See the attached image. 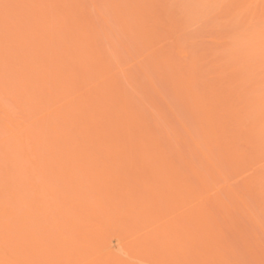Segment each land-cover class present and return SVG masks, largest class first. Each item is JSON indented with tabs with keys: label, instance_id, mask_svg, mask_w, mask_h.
Segmentation results:
<instances>
[{
	"label": "bare ground",
	"instance_id": "bare-ground-1",
	"mask_svg": "<svg viewBox=\"0 0 264 264\" xmlns=\"http://www.w3.org/2000/svg\"><path fill=\"white\" fill-rule=\"evenodd\" d=\"M118 1L120 3L122 0L121 1L120 0H116V1L114 0L115 3L119 4ZM141 1L142 0L127 1V2H131V3H128V4H133L134 5L133 2H135V6L136 5L139 6V7L136 6L139 10H137V8L135 6H133V5L128 6L129 10H127V13L131 12L130 9H132L134 11V12H132V14L135 13V12L140 11L141 9H144V11H141L143 16L139 15V16L133 17L134 19L137 18V19H135L136 21L138 20L137 22L135 20H132V19H131L132 21H130V19L128 21L124 20L125 22L129 23V24L126 23V24H128V26L126 25V27H127L126 31L124 29H122V33H123V30L125 31L123 33L124 35H122V36L126 37V41H124L123 39L119 40V41L122 42V46H123L122 48H124V46H126V45H127L128 49L130 48L129 50H131V53L128 52L129 50L126 47H125L126 49L124 48L125 49L124 51L127 52V54L125 53L126 55H128V53H129L130 55H128V56L131 57V58L136 53L139 52V49L141 50V48H145V46H147V47H149V45L151 46V44H153V42L155 40H157V38L160 36V34H158L159 36H157V31L155 29H153L152 27H151V29L156 31L155 34L150 33L149 31L141 30V26H143L142 23L145 24V25H148L143 20H144V14L147 13V12L149 13V11L146 10V8L148 7L147 6L148 3L146 4L145 0H143V2H141ZM210 1L214 2L216 0H210ZM210 1H209V4H211ZM111 2L113 3V0ZM111 2L107 0V4H109L108 5L109 7L106 5V9L110 8L109 9V11H110L112 9V7H113L114 9L116 8V11H117L118 10L117 8H119V10L117 12L119 13L120 11H122V15H120V13L118 15L123 16L122 18H125L126 17L125 13L123 15L124 10H122V8H120V7L124 6V7L127 8V5H124V4H127V2H125V0H124L123 2H121L119 4V6L114 3L115 7L114 6H110ZM222 2L223 1L220 0V5L221 4H222V6L224 5L223 8L225 7L226 13L229 12V14L233 18H234V16L236 17L237 14H240L239 12H241V14L244 13L245 15L243 14V17H245V18H243V17L242 18H243V20L244 19L245 20L243 21V23L248 20V19H246V17H248L250 19V21H248L249 23L252 22L253 19L256 20V21L262 19L261 17H262L263 11L261 9L258 10L256 2H253V1H249L248 2L247 0H233V3L230 0V2H226L224 4ZM122 3H123V5H122ZM136 3H138V4H136ZM227 3H228V5H227ZM229 3H231V7H229V5H230ZM250 3H254V7H252L250 5ZM67 4H68V2H67ZM73 4H74V0H73ZM75 4H76V2H75ZM207 4H208V2H207ZM85 5H87V4H85ZM95 5H96V3H95ZM67 6H65V7H67ZM77 6L80 7L79 5H77ZM132 6L135 7V9L137 11L135 9H133ZM142 6L144 8H142ZM151 6L149 7V9L151 8L150 9L151 11H155V10H152V9H154L155 6L153 4ZM222 6L220 8H222ZM69 7H71V6H69ZM228 7H229V11H228ZM84 8H86V7H84ZM232 8H233V12L235 11V13H237V11H238V13L237 14H233L232 13ZM66 9H64V10H66ZM91 9H92V6H91ZM114 9H112V10H114ZM236 9H238V10L236 11ZM70 10H71V8H70ZM92 10H94V9H92ZM95 11H96V13H98V11H99V13H98V16H99V14L101 13L100 10L96 9ZM70 12H71L70 13V15H71L73 11L71 10ZM84 12L85 11L81 12V13H83V14H81V16L84 15L82 17L83 18L86 17V18H84V22L88 23V24H86L87 25L86 26L85 24H83L84 22L81 21V23L83 22L81 26L84 25V26H86L88 28L89 27L91 29L93 28L91 31L93 33L95 32L94 35H93L94 37L91 36L90 39H94V42L97 40V44L96 43L95 44L98 47L94 46L95 44H91V42H88L87 36H85V38H87L86 42H88V43H85V42L84 43L88 44L89 46L88 45H86V47L84 45L81 46V43L84 40H86V39H84L81 43H79L80 40L84 38L83 37L84 34H82V33H85V32H82V29H84V28L81 27L80 25H79L80 28H78V29H81V28L82 29L81 30L76 29V33H77V31L78 32H80V31L82 32L81 33L82 36L79 37L80 40L78 41V39H77L78 37L75 38L74 34H76V33H74V34L72 33V32H75L74 28L70 27L72 29L71 31L69 30L72 34H68V36H71L70 38H72L70 42H73V39L75 38L76 39L75 41L76 42L78 41V43H75V44H79L81 46V48L85 47L84 49H86V48L89 47L85 51L86 52L89 51V52H91V54H88L89 52L86 54V52H84V50L82 49L83 52L85 53L84 55H85V57L87 59L90 57V58H94L96 61L98 59V60H100L102 62V60L104 59V56L106 55L105 54L106 52L103 51L104 49H102V47L99 46L100 45V43L98 42L99 40L95 36H97L98 34L100 36L103 35V33H106V30H103V29L100 28V32H98L99 30L95 31L97 29L95 27H100V25L97 26L98 25L97 24L96 26L92 27V21H94V20H92L91 17H89V15L91 13L90 12L84 13ZM92 13H93V11H92ZM111 13L115 14V11L114 12L112 11ZM128 14H130V13H128ZM153 15H152L153 19H152L150 14H148L147 16L151 17V19L154 22V27H155V25H158L160 23V21H159L158 18H156V16H158L157 14L155 15V13H153ZM128 17H129V15H128ZM115 18H117V17H115ZM122 18H120V19H122ZM85 19H86V21H85ZM103 19H105V17ZM125 19H127V17ZM139 19H141V22H139ZM99 20H100V18H99ZM122 20H121V22H122L121 24H124V21H122ZM155 20L156 21L158 20L157 24H155L156 23ZM241 20L242 19L240 17V21ZM97 22H99V21L97 20ZM130 22L132 23L131 25H133V26H135L138 23H140V24H138L140 26H138V25L135 26V27H138V29L140 28V30L136 29L135 31L140 33L141 36H142V37H137L136 38L137 41L136 40H132L133 38H131V41L127 40V38L133 37V34H129L130 32L128 33V30L131 27L130 26ZM77 23H76V25H77ZM89 23H91L90 26H89ZM65 25L67 26L66 22L64 23V26L62 25L63 28L65 27ZM149 25L152 26L151 24H149ZM105 26L102 27V28H105ZM133 26L131 28H133ZM117 27H120L119 29H121L123 26L117 24ZM101 30H103L104 32H102ZM263 31H261V30L259 31V33L261 32L262 34H259L257 32L258 35H259V38L260 37H262V38L264 37L263 36V34H264ZM97 32H98V34H97ZM126 33L129 35V37H127L128 35ZM254 37L255 36H253V38ZM61 38H62V35H61ZM108 39L110 40V38H108ZM144 39H146V42H145ZM254 40H253L252 44L254 43ZM261 40H262V43H261ZM141 41H143L142 42L143 45H142ZM257 42L260 43V44H258ZM24 43H26V42H24ZM84 43H82V44H84ZM98 43H99V45H98ZM136 43H137V45H136ZM71 44H73L72 45L73 47L76 46V48H80V46L78 47L77 45L74 44V42L71 43ZM90 44L92 45V47L90 46ZM130 44H131V47L128 46ZM240 44L243 45L244 43L242 42ZM59 45H61V44H59ZM110 45H111V43H110ZM132 45L134 46V48L132 47ZM179 45H177V47ZM242 45H239V47L242 46ZM254 45L257 46V47L254 46V48L256 47V48H258V50L256 48L254 49L253 46H252V48L254 49L253 51L251 50L252 52H255L256 50H257L256 52H259V51L262 52V49L264 51V47H262V48L259 47L261 45H264V38L263 39L260 38L257 41H255ZM67 46H68V48H70L69 51L74 50L73 47L71 48V45L69 46L67 44ZM179 47H178L179 49L178 48H176V49H178V51L181 54V56L188 57L186 52L183 49H181L182 47L181 46H179ZM76 48L73 51V55H76V52H78V51L82 52L81 49L80 50L78 49V51H76ZM136 48H137V50H135ZM249 48H251V46ZM89 49H91L93 52L91 50H89ZM56 50H57V52H59L61 49L59 48V49H56ZM133 50H135V51H133ZM155 50H157V48L153 49L152 51H155ZM239 50L241 52V48ZM132 51L135 54H133ZM163 51L162 52L160 51L158 54L154 53L155 54L154 57H156L155 60L153 59L154 57L152 58V60L155 63V67L154 68H157L156 65L159 66L161 61H166V60L169 62V64H171V66L163 64L162 67L159 68V71L157 70L158 72H160L161 71L160 69H163V67H164L166 70L163 69L162 71H163V73L165 72L163 74V75H165V77H163V75L160 76V73H158L155 70L154 71H155L156 75L158 74L159 78L163 77L165 79L166 77H168L166 79L167 81L171 79L169 77H172V79H173V77H176L175 81H172V83L170 82L169 84L172 85V86H170L172 88V90H174V91L177 90L178 91V93H177V91L176 92L173 91L174 95L176 94V96H179V98L176 97L177 99H180V98L183 99L184 97H187V96H190V95L193 97L192 100L195 99L193 101L192 100H188V101L187 100H183V104L185 103L184 104L185 106H186V104L191 106L190 109L187 106L185 107L186 110L188 109L187 110V114H188V112H190V114H193L195 119L198 117L201 126H198L197 128H199V129L202 128L201 131L203 132L202 134L196 132V130H195L196 127L195 126H193L194 128H192L191 126H188L189 129H187V128L185 129L183 127L185 125H182L183 130L184 131L187 130V131H185L186 136H188L187 132H189V131L192 132V130H194L193 133L195 134V136H194V134L191 133L192 137L198 138L199 137L198 134H200V138H201L202 141L199 140V138L198 139H196V138L193 139V142H194L196 147L192 146L193 142H191V140L189 141V138H187L188 139V141H187V139L184 138L185 136L182 137L183 133H181L178 130V128H176V127H178V125L176 123H174V124H176V127L173 128V130L175 129L174 132L177 131V132H179V134L177 136L176 132L175 133L173 132L175 134V136H173V133H172V136L176 137V139H174V140L177 143L180 142L181 139H183V140H181L180 143H178V145H180L181 143L184 144V146L183 145H181V146H183V148L185 147L184 148L185 151L187 150V144H188V148L190 147L192 150H193L192 147H194L195 150L194 151L190 150V154L192 153L195 158L197 156L198 160H200V158L203 159L202 161L205 160V162H206V164L204 163L205 167H202L204 165L199 166L200 164H202L201 161L200 162L197 161L200 164L196 165L197 162H195V161L197 159L192 157V159H193L192 160L191 157H189L190 154H189V156L185 155L186 152H188L189 150L186 151V152H183L184 149H183V151H181L182 150L181 146L179 147L175 141L174 142L176 144L175 145L176 148L174 147V144H173L174 142L172 143L170 141L171 138H170V140H168L169 139L168 135H170V134L165 132V130H168L167 129L168 127L172 128V125H170V126L168 125L169 122L167 124L168 127L165 129V127L163 125H162L163 127L162 126H158V124L161 125V123L158 122V121H161V120H159L158 118L155 119V116H152V117L150 116L149 117V115H148V116L144 117L145 116L144 115V110L146 109L145 108L146 106H143L144 108H142L141 107L142 106L141 105L142 104L141 101L144 103L145 102L144 101L145 98L146 99H148V98L150 99L151 98V100L148 101V104H151V102H153V104L151 106L153 109L155 107L154 106L155 103H156V106H160L159 103L157 105L156 99H152V98H154L153 94L151 96V93H149V92L145 93L143 91V94L145 93L144 96L142 94L143 100L141 99V97H138L139 99H141V101H138L139 99L136 102H135V100H133L132 101L133 103H132L131 101H129V98H132V96L130 97L129 95H126L125 87H123L124 83H123L122 80L121 81L119 80V77L117 78V77L114 76L115 77V82H114V84H112L113 81H114L113 80L114 77L112 76L113 73L110 74V69H108L106 67L107 65H103L102 66V65H100L101 62L97 61L96 64L92 65V66H94V69H93V67L91 68V66H87V64H86V66L90 68L89 69L90 70V72H89L90 74L88 75L87 74L88 73V68L85 67L84 69H87V70H84L83 69V65L81 63L80 64L81 67H79L80 70L83 69L84 70L83 72H87L86 74H87V76L90 79H92L93 77H97V78L101 77V78L93 86H90V88L88 89L89 91L87 90V87H85L86 89L83 88L85 90H81L80 91L81 92L80 95H82L84 91H86V93L89 94V95L86 96V93H84V98H81V96L80 95L78 96V94H77L76 98H75V96H73L71 100L67 99V101H69V102L65 101L66 103L65 102H63V104L61 103V107H60V105H58L56 108H54V109H52L50 111V115L49 116H51V117L56 116V117L55 118L53 117V119H51V117H49V119L51 120L50 121L51 122L50 123V126H51L50 129L52 128L50 131H51V133H53V135L51 133L49 135V133H48V137L51 136L49 138H50V140L52 142L53 141L55 142V140L58 139V141L61 142V146L59 145L60 142L57 144V140H56L55 144H57L56 145L57 147L56 146H54V147L58 148L60 146V148L62 149L61 152H60V150H59L60 148H59L58 149V153H57V150L55 148H53V146L51 148V150L54 149V151H53L54 153H57L59 155V158H57V159L53 158V160L55 159V162H57V164L55 162H52V159H51L52 156H54V155L56 156V154H54V153L51 154V152H49V150H50L49 148L51 147L50 146L51 144L47 145L49 150L44 148V146L47 147L46 146V142L45 143L44 142L43 143L40 142V144H43L44 146L40 145V144L38 145L39 142H36L37 144L36 143L33 144V142H35V140L37 141V139H35V138H38L37 135L28 132L29 134H32L31 135L32 137H30V140H29V136H28L29 134L28 133H26L28 135L25 134V132L27 130L24 131V128H20L21 125H20V123H16V121H17L16 119H15L16 121H14V122L12 121V123L13 124L16 123L17 125H13V124H11V125L14 126V127L17 126L18 129L14 130L15 128L13 127L12 131L9 130L8 128L10 126H5L6 122H7L6 119L4 120L2 118V116L0 115V118H2L1 120L5 121V123H4V121L0 120V122L2 123L1 125H4V127H3V129L1 131L5 132L4 130L7 131V129H8L7 133H9V131H11L9 134H7L5 132V134H7V136L4 133L2 134L0 132V135L1 134L5 135L4 137H2V135L0 136V137L4 138L3 140H1L2 138H0V142H2V144H3V145L0 144V147L2 146L4 148V150H3L2 147L0 148L1 149L0 151L2 152V153L0 152V155H1L0 156V165H1V161L3 159L6 160L7 157H12L13 156L12 160H16V162L13 161L15 163V165L17 166L16 167L14 165V167L16 168V171H18L19 167L21 166L20 171H18L19 173H16L17 176L15 175L16 171H15L14 167H13L14 168V173L12 172V174H13L12 178L15 179V176H16V179L14 180L15 181L14 184H15V187L18 186L17 188H14V186H13L14 185L12 183L13 179L11 181V171H12L13 168H11L9 174L7 173L8 175H10V177L6 174V170L9 169V167L7 168L6 166L8 165V166L12 167L11 164L9 165V163H10L9 161H10L11 158H8L9 160H6L7 163L6 162L5 163L7 165L4 164V162L2 161V163L6 167V170H4L5 172H3V168H2L3 164L0 166V168L2 169V171H0V174H1V172L4 173V174H2L0 176V178H1L0 182L2 180V182H1L2 184H6L8 182L9 183L7 185L10 184V186H9L10 188L8 189L6 186H4V185H2L0 183L1 187L4 186V187H6L8 189V190H6V188H3L4 189L3 190L2 188H0V264H214V263L215 264H237L236 258H234V256H233L234 253L236 252L235 251L236 249H235L234 245L231 247L230 242L227 241L228 242L227 244H229V246L231 248H233V250L231 249L232 250L231 253H233V251H234L233 255H230L231 253L229 254L230 257L233 256L232 259H229L230 261L232 260L231 261L232 263L229 260L225 261V259L223 257V254H222L223 250H224V247H225L224 246L225 245V241L226 240H231L230 236H229L230 233H232L233 230H234V232L235 231H239L240 228H241V230L237 234L241 235V232H242L241 238L243 239V237L245 238V235H246V234L245 235H243V234L247 232L245 230H247V227H248V232L251 233L252 236L257 238L256 237L257 233L253 232V231L251 232V229L253 230L252 227H254V225H255V223H254V225L252 226V223H253L252 219L254 220V218H255L253 216L256 213H258V212H254V211H256L254 209L255 207H253V208L251 207L252 204H251L250 201H247V198H246L247 196L245 194L246 192H248L250 190V188H249V190L246 189L245 193L243 192L242 194H239L240 192H242V191H240V190H242L241 187L240 188H238V187L234 188L233 186H235V185L233 183H231V185H233V186H231L230 185L231 181L228 180L230 171L232 172L233 170L228 169L229 168L228 166L224 167V169H223V166H226L227 162H228V164L236 162L235 164L233 163V165L231 164L236 170L237 164L241 163L239 165L241 167L242 162L244 160L246 161L248 159V161H250L249 157H252V154L251 155L248 154L249 152H247V151H249L250 149H247V148H250L249 146H251V149H252V147H257V146L256 145L253 146V145H251L250 142H248V141H250L253 138V137L252 138L249 137V135L251 136V134L253 135V133H251V134H249V133L252 132L253 129H255L254 126L256 124L255 125L253 124L254 126L252 125V123L250 124V125H252L251 128H253V129L248 131L249 133H248V135L246 134L247 136L243 134L244 137L246 136V137L250 138L248 140V138L245 137L247 139L246 140L247 142H246V141H244L245 138L244 139H243V137L241 138V136L238 133V132H242L243 130H244L243 132L245 133V129L244 128L246 127L245 126L246 124L244 123L245 125L244 124L240 125L239 123L241 121H242L241 123H243V121L248 122V120L250 118L249 112L251 111L250 110L248 112V109H251V108H249L250 105H248V103H251V101H252V103L255 102L254 104L258 105V103H260L259 101H261V99H260L261 95L263 96L264 93L263 94L262 93L257 94V95H260V94L261 95L260 96H256V98L253 96L254 97L253 100H255L254 102H253V100L251 98H250V102H248L249 100L247 99V97H248L247 96L245 98L246 100L244 101L245 102L244 103V102H242L240 100L241 99V97H240V99H238V100L241 101L242 103L240 102V104H238V105L236 104V106H235V103H238V100L235 99V101H237V102H235V103L232 102V101H234V99H232L231 96L232 95H236V98L237 97L239 98V96H243V95H239V93H240L239 91H238V95H237V90L238 89L239 90L242 89V92L246 91V90L250 91V89L245 88L246 84H245V86L241 85L243 88L238 87V85L240 86V83H239L240 79L238 77L234 78L235 77L234 74L231 73L234 69L230 70L231 72L229 73V77L228 76H222L221 70H224L223 67L225 65H223V66H222V64L218 65L216 62H215L216 64L213 63L212 64L213 66L217 65L216 66V69H218L217 70V74H219V75L221 74L222 77L217 75L216 78H219V77L220 78L218 80L216 79L215 81L214 80L212 81V80L205 79V81L203 80L204 84L202 83L203 84V88L202 87L199 88V87H197V83L195 84L194 82L197 80V79L195 80V78H197V76H201V75H198L199 72L200 73L204 72L203 70L199 71V70L196 69V68H200V69L204 68V67L203 68L201 67V65L203 64V62L201 61L202 59L201 60H200V58L196 59L197 56L196 57L193 56V60H191L192 59V57H191V59L189 61V62H192V63L187 62V65H186V63H184L185 64L184 65V64L179 63V62H178L179 63L178 64V63H176V61L173 63V61H174V60H172L173 58H171V59L168 58V56L172 57L170 55L169 51L168 52H167V50H165L164 52ZM116 52H118V51H116ZM36 53H38V52H36ZM93 53H95V55ZM149 53H151V52H149ZM167 53H169V54H167ZM250 54H251V52H250ZM262 54L264 55L263 52H262ZM9 55H10V53H9ZM61 55H62V53H61ZM87 55H89V56L87 57ZM116 55L118 56V54H116ZM131 55H133V56H131ZM202 55L203 54L200 55L201 58H203V56H204V58L207 56V55H203V56ZM251 55H253V54H251ZM255 55H256V53H255ZM38 56H40V54ZM62 56H64V55H62ZM65 56H67V55H65ZM117 56H115V57H117ZM160 56H161V59H163V60L159 59ZM236 56L238 57V55H236ZM80 57L81 56H79V58ZM194 57H195L196 60L200 61L199 63H201V62L202 63L198 64V61H195ZM257 57H256V59H257ZM35 58H37V56ZM50 58H49V60H50ZM77 58L78 57H76L75 59H77ZM105 58L109 59L106 56H105ZM263 58H264V56H263ZM69 59L67 60L68 62H69ZM84 59L85 58H83L82 60H84ZM106 59L103 60V62H106ZM112 59L113 58H111V60ZM156 60L159 61V64H157V62H155ZM26 61L28 62V60H26ZM26 61H24L25 62L24 64H21V66H22V70L21 71L22 72L20 71V76L22 74H24V72L27 71L26 72L27 76L29 74V75H33V77H34V75L36 74V73L34 74V71H31V72H33V74H30V72H29L30 70H28V69L25 70L24 66L27 63ZM34 61H35V59H34ZM34 61H33V63L36 64ZM36 61H37V59H36ZM84 61H87V60H84ZM253 61H254V63H256L254 59H253ZM48 62L50 63L51 60L48 61ZM88 62H90V60H88ZM98 62H100V63H98ZM118 62H117V64H118ZM171 62L174 64L173 67H172L173 64ZM259 62H261V61H259ZM29 63H31V61ZM29 63H27V64H29ZM64 63H65V61L63 62V65L66 66L67 64H64ZM107 63H108V61H107ZM111 63L108 64V65H111ZM113 63H115V61ZM262 63L264 64V61ZM262 63H260V66L263 65ZM45 64H46V62H45ZM71 64H74V63H71ZM76 64H74L73 67L75 66V68H76L77 66H79V64H77V66H76ZM135 64H137V63H135ZM175 64H177V65H175ZM257 64H258V62H257ZM30 65H32V64H30ZM30 65H27V66H30ZM47 65L49 67V64H47ZM63 65L61 64L60 67L62 68V71L64 73V70H63L64 67H62ZM96 65H97V67H99L98 70H100L101 73L100 72H98V73L96 72V70H95V68L97 69V67H95ZM139 65H141L142 67L145 68V70H144V68L141 69V66L138 67V68H140V70H142L143 74L145 73V71L147 73V69L146 68H147L148 63L145 64V65H143V64H139ZM190 65L193 66L192 69H196L197 70V71L193 70L194 73L199 71L197 73V75L195 74L196 75L195 77H194L193 71H191V68L189 67ZM101 66L103 68H101ZM104 66H105V68H104ZM215 66H214V69H215ZM219 66L220 67L222 66V68L220 69ZM252 66L251 67L249 66L250 69L252 68ZM260 66L258 65V67H259L258 70H260V69L263 70L264 66H262V68H260ZM42 67H44V66H41V68ZM60 67L58 68L59 69V73H58V69H57V73L59 75L62 73ZM73 67H72V70H73ZM170 67L173 68V70ZM228 67H230V66H228ZM228 67L226 66V69H229ZM255 67L258 68L257 65H255ZM49 68L52 69L53 67H49ZM178 68L180 70H178ZM185 68L189 69V70H186ZM23 69H24V72H23ZM54 69H56V68H54ZM54 69H52V70H54ZM174 69L178 72V75H177V72H176V74H175L176 76L175 75L173 76V74L175 73ZM31 70H33V68ZM68 70L67 71L65 70V73L68 72ZM72 70H71V72H72ZM75 70L76 69H74L73 71L75 72ZM80 70H79V72H80ZM167 70H170V72H172L173 74L169 72L170 75L167 76V74H168ZM261 70L258 71L259 74L257 72L254 73V74H258V75L255 76V77H258V81H259L260 76H262V77L264 76V71H261ZM47 71H48L49 75H47L48 74ZM47 71L43 72L41 75H44V76L46 75L48 80H47V78L39 75L41 73V71H40V73L36 74V75H38V77L35 76L34 79H33V77H29L28 76L29 77L28 80H31L30 82H32L33 84H35L34 83L35 82V78L37 80H41L40 77H39V76H41V78L44 79V80L43 81L41 80L42 83L40 81H38V82H40V84H44L45 87H46L47 84L50 85V83L52 82L50 80H54L55 79L53 81V83L51 84L53 86H51V85L47 86L48 88L50 87L49 88L50 90L48 89V91L43 85L40 86L38 84L37 80H36V82H37L36 84H38V87L39 86L40 87L38 88L37 85L36 86H32L33 88L37 87L39 90L42 87H43L42 90H44V88H45V90L47 92L42 91V92L45 93V94L44 93L43 94L46 95L44 98L47 97V94L49 96L48 100H44L43 97H40V99L42 98L41 100H44L46 102H41V100L39 99V96L37 97L38 101H39V105L38 106H40L39 108L37 106L38 102L36 100L32 101V97L31 96H30L31 98L25 100V102H27V100H28V103L30 102V106L31 107H34L36 105L38 111H39V109L41 108L42 105L46 106L47 104H50L51 102L55 101L57 98L63 97L64 94L66 95L67 93H69V92H67V90L69 91L71 89V91H74L75 87H76V90H77L78 87L82 88L83 87L82 85L86 84V81H83L82 79H80L81 83H79V79H78L79 76L75 77L78 81L76 80V81L73 82L72 80H74V79L71 80V78H74V77H72L74 75V73L72 75V73H70V71L68 72V74L70 75V77H69L70 79L67 78V77L63 78V76L61 74L60 76L62 77V79H64V80L66 79L67 82H69L68 80L73 82V83L69 82V83L74 85V87L72 85V87L74 88L73 89V88H71V85L69 83H67V82L65 83V82H63L64 80H60V76L57 73L55 75V73L53 71H51L49 69ZM79 72H77V73H79ZM166 72H167V74H166ZM205 72H208V70H206ZM253 72H255V71H253ZM262 72H263V74H262ZM146 73L144 75H146ZM185 73H188V75H185ZM171 74H172V76H171ZM231 74H232L233 77L231 76ZM52 75H54V76L58 75V79L56 77H52ZM65 75L67 76V73ZM90 75L91 76L93 75V76L90 77ZM0 76H2V75H0ZM183 76H185L186 78L185 77L183 78ZM23 77L25 78V75H23ZM223 77H225L226 79L225 78L223 79ZM262 77L260 79H263ZM16 78H18V77H16ZM21 78H22V76H21ZM21 78L19 77V80ZM51 78H54V79H51ZM150 78L153 79V77H149L148 78L149 79V84L153 85V86H151V88L154 90L153 92H155L157 95L160 94L158 92V89L156 87H154L155 86L153 84L154 80L150 81L151 80ZM193 78H194L195 81L193 80ZM229 78H231V79H229ZM233 78L235 80L237 79L236 82L234 81L236 83V85L239 83L236 86V87H238V89H236L235 86H233V90L235 88L234 91L232 90L231 87L229 88L227 86V85L230 84V82H233L232 81ZM246 78H247V76H246ZM1 79H2V77H1ZM25 79H26V81H25ZM25 79L21 83V84L24 83V86L23 85L21 86V88L24 87L23 89L28 87L25 84L27 82V78H25ZM45 80H47V81H45ZM117 80H119V81H117ZM219 80L223 81V83L221 81H219ZM226 80H227V83L225 82ZM228 80H230V82ZM241 80L243 81L242 78H241ZM241 80H240V82H242ZM254 80L255 79H252V82ZM55 81H60L61 83H65L66 85L65 84L64 85L67 86V88H70V89L61 88L62 86L59 84L60 82L58 83V82H55ZM110 81H112V83H110ZM181 81H182V83H181ZM203 81H201V82H203ZM209 81H210V83H208ZM211 81L214 83V85H215L216 81H217V83H219V85H220V83L223 84L222 85L223 87H224V85H226L225 86L226 90H227V91H225L226 94H224L225 92H223V94L219 95V90L222 92L223 91L222 90L223 87H220L216 83V85L219 87L217 89H219V90L214 89L217 86L215 85L216 87H214V85H212ZM0 82L2 84H4V81L1 80ZM87 82H88V80H87ZM98 82L100 84L103 83V85L107 83L108 86L105 85L104 87L109 93H110V91H109L110 88L109 87H111V86L114 87V89H113L114 93L111 92L110 94H112L111 96L115 95L117 97L114 100H111L113 97H111L110 95H107L108 93L105 94L107 91H105L104 88L103 89L101 88L99 93H101L102 90L105 91V93L99 94V97L96 94L94 95V92L95 91L98 92V90H99V89L98 90L94 89L95 87L97 88V86H95V85H100V84H97ZM224 82H225V84H224ZM119 83L121 85H119ZM173 83L177 84L176 87L177 88L179 87V88L176 89V87H174ZM183 83H186V85L183 84ZM243 83H246V82H243ZM254 83H256V82H254ZM2 84L0 86V89L2 90L4 88L3 89L4 90L3 93H5V91H6L5 89L6 88L8 89V87H6V88L2 87ZM11 84H15V83L11 82L10 85ZM54 84H55V86H54ZM67 84H69V85H67ZM205 84H210L209 86L208 85H206V86L209 87V88H212V89L209 90V88L204 87ZM247 84H249V83H247ZM259 84H260V82H259ZM30 85H29V87H30ZM56 85L59 86L60 88L57 87ZM195 85H196V87H195ZM4 86H7V85H4ZM14 86L15 85H13V87ZM16 86L18 87V83H17ZM116 86H117V88H116ZM51 87H53V89ZM112 87H111V89H112ZM193 87H195L196 89L193 88ZM246 87H248V86H246ZM251 87H253V85ZM254 87H255V84H254ZM37 88H36V90H37ZM91 88H93V89H91ZM98 88H100V87L98 86ZM121 88H122V90H121ZM197 88H199V89H197ZM205 88H206V90H205ZM244 88H245V90H243ZM260 88H262V87H260ZM54 89L55 90L59 89L58 90L59 92L56 90L57 92L53 91V93H52L51 90H54ZM115 89H117V90L114 91ZM123 89H124V92H123ZM202 89H203V91L205 90L206 93L203 92ZM16 90H18V89H16ZM20 90L22 91V89L19 88V91ZM25 90H27V89H25ZM91 90H93L94 92L92 91V93H91ZM118 90L119 91L121 90V92H119ZM181 90H183L184 93H186V94L182 93ZM197 90L199 91V93L197 92ZM212 90L214 92H212ZM60 91L64 92V94H62ZM231 91H233V93H231ZM251 91L253 93V90H251ZM262 91H263V89H262ZM42 92L40 94H42ZM117 92H118V95H116ZM217 92H218V94H217ZM0 93H1V91H0ZM58 93H59V95H56ZM230 93H231V95H230ZM247 93H248V91H247ZM16 94L20 95L19 93H16ZM27 94L29 95L28 92H27ZM123 94L126 97L123 96ZM204 94H206V95L204 96ZM228 94L230 95L229 97L227 96ZM243 94H245V93L243 92ZM52 95H55L56 99H55V96L53 98H51ZM60 95H63V96H60ZM105 95H107L106 97H108V98L110 96L111 99L110 98H109L110 100L107 99V98L105 99ZM222 95L223 96L226 95L227 97L226 96L223 97ZM195 96H197V97L199 96V98L197 99V98H195ZM249 96L252 97V95H249ZM100 97H102L101 98L102 100L100 99ZM218 97L221 98V99H219ZM232 97L234 98V96H232ZM50 98L53 101H51ZM73 98H75L74 99L75 100V105L74 104L70 105V103H73V102H70V101H74ZM88 98L89 99L93 98L92 100H95L96 104H98L100 102L101 105L100 104H98V105H99V107H101V109L102 108L103 109L99 110V112H98V111H96L97 108H95V110H94V106L91 105L92 107L91 106L89 107L90 110H92V112H91L89 110V108L86 109V106L88 107V105H90V103H86L88 105L85 104V107H83V104L80 105L81 103H83V101L85 102V100H87ZM203 98H204V100H203ZM222 98H223V100H222ZM224 98H226V99L228 98L227 100L225 99L226 102L224 101ZM263 98H264V96H263ZM24 99L25 98H23V101H24ZM76 99L78 100V102L76 101ZM217 99H218V102L220 100H222L225 103H223L221 101L220 104L218 103L219 104L218 105L216 103ZM242 99H244V97ZM14 100H15V98H14ZM107 100L111 101V102L108 103ZM34 101H35V103L37 102V104H34ZM80 101H81V103H79ZM112 101H114V102L112 103ZM184 101H186L187 103L184 102ZM194 101L196 102V104L194 105V107L192 109V106L195 103ZM4 102H5V100H4ZM130 102H131V105H135V107L137 106L136 110L139 109L141 111V109H142V112L139 111L137 113L135 110H133V112H132V110H131L132 108L130 109L131 111H129V108L131 106ZM137 102H138V104H137ZM231 102L234 103V104H232ZM262 102H263V99H262ZM106 103H107V105L111 103V105L114 107V109L111 108V106H109L108 107L109 110H108L106 108ZM78 104L80 105V107L82 106V108H80ZM221 104L224 105V106H222ZM62 105L63 106L66 105L67 107L65 106L66 107L65 108ZM138 105H140L139 108H138ZM144 105H145V103H144ZM24 106H25V104H24ZM45 106H43L42 108H44ZM77 106L79 107L78 109H80L81 111L80 110L76 111L77 110L76 109ZM226 106L235 115H236L235 112L239 111L241 108H245L246 106L247 107L249 106L248 108L246 107L247 110H246V108L244 109V111H243V109L240 110V114L241 113L244 114L243 112L247 111L248 112V116H249L246 120H244L247 115L245 116V118H244V116L239 115L241 117V119L244 118L243 120H241V119L238 120L239 122H238L237 126H240L241 128L238 127V128H236V130L231 128V126L234 128V126L232 124H234L235 116H232L233 114H229V113L225 112V110L228 109ZM258 106L261 107V108H256V109L252 108L253 111L257 110V109L261 110V112H260V110H257L259 112V114L255 113V115L257 117H254V118H256V119L259 118L258 121L262 122L260 120V119H262L260 117V114L262 112L264 114V111H262V110H264V108H263L264 107V102H263V104H261V105L259 104ZM1 107H2V109H4L3 107H5V105L1 106ZM31 107H30V109H29V107H27L29 109V111H30V114H31V111L34 112L36 110V108H35V110H31L32 109ZM70 107L71 108L73 107L72 108L73 110H71ZM221 107L223 108V110H221L222 109ZM237 107L239 109H237ZM251 107H253V106H251ZM6 108H8V107L6 106ZM170 108H171V106H170ZM224 108H225V110H224ZM65 109H67L69 112L67 110H65ZM155 109L157 111V108H155ZM6 110H8V109H6ZM6 110L3 112V114H2L3 116H4V113L6 112ZM58 110H59V112H58ZM0 111H3V110L0 109ZM62 111H63V113H62ZM183 111L185 112V110H183ZM191 111L193 113H191ZM54 112H56V113H54ZM76 112H78V113H76ZM89 112H90V114H89ZM93 112H94V114H93ZM35 113L36 112H34V115H36ZM67 113H69L70 115L68 114L69 115L68 116ZM73 113H75V114H73ZM154 113L155 112H153L151 114H154ZM156 113H158L160 117L162 116V114L160 112V109ZM156 113L154 115H156ZM198 113H199V115L197 116ZM226 113L229 114L230 116L226 117V115H227ZM10 114L11 113H9V111H8L7 115H9L8 119H10V123H11V120H14V118H12L13 116L11 117ZM141 114H143V115H141ZM158 114L156 116H158ZM245 114H247V113H245ZM252 114H253V112H252ZM74 115H76V116L78 115L77 121H75L76 118L72 119L73 118L72 116H74ZM140 115H141L142 119H140ZM163 115H164V113H163ZM105 116H107V118H108L107 120L104 119ZM168 116H167V118H168ZM261 116H263V115H261ZM101 117H103V121H101ZM143 117L146 118L145 120L150 121V122L148 123L146 121L147 123L146 122L143 123L142 122V120L144 121ZM40 118L41 117H38V119H40ZM56 118H60V119L62 118V120L56 121ZM152 118L155 119V121L158 120V121H156L158 124H155L156 122ZM221 118L222 119L225 118V119L222 120ZM230 118H232V119L234 118V119L230 120ZM68 119L70 121H68ZM151 119L154 122L151 121ZM179 119H180V117H179ZM228 119L231 122H228ZM35 120L38 123V120L37 119H35ZM78 120L80 121V123L78 122ZM165 120H166V118H165ZM251 120L254 121L255 119H251ZM18 121H19V119H18ZM48 121L49 120H47L46 124L48 123ZM73 121L76 122V126H79L80 124L82 125V123L85 125V126L84 125L81 126L80 127L81 129H79L77 127H75L76 129L73 128L74 130H76L77 135L81 136V134H82V136H81L82 140L79 139L80 137L77 136V135H76V137H74L75 135L73 134L74 135V136L72 135L73 139L74 138L75 139L70 141L71 140L70 136H65V134L61 135V131L59 132V130H58V127L59 128L63 127L61 125V123H64L63 124L64 126L66 124H67L66 126L70 125V127L72 128V126L75 125V123ZM224 121L225 122L227 121L228 123H224ZM258 121L254 122V123H257ZM56 122H59L61 127H60V125L58 126L59 123H56ZM77 122H78L79 125H77ZM197 122L198 121L196 120V123ZM10 123L9 124L7 123V125H10ZM150 123H151L152 126L150 125ZM170 123H173V122H170ZM262 123L264 124V121ZM262 123L258 124L260 130L258 128L255 130V134L256 135H257L256 132L262 131L261 129H264L263 128L264 125ZM180 124H183V123H180ZM226 124H228V125H226ZM40 125H42V124H40ZM148 125H149L150 128L147 127ZM155 125H157V126H155ZM260 125H263V127H260ZM110 126H113L114 130ZM151 127L153 128V130L151 129ZM156 127H159L158 129H161V130L163 129V131L165 133L164 135H166V133H167V136H163V133L162 134L159 133V134L156 135V133H154L155 132L154 130L156 129ZM1 128L2 127L0 126V129ZM4 128H6V129H4ZM145 128L146 129L149 128L148 129L149 131L147 132V130ZM179 128H181V127H179ZM41 129L44 131L43 128H41ZM73 129H71V130H73ZM230 129H232V131ZM36 130H37V128H36ZM77 130L78 131L80 130L79 132H81V133H79ZM161 130H159V131H161ZM48 131H49V129H48ZM62 131L66 132L67 130L66 131L62 130ZM163 131H161V132H163ZM114 132H116L115 135H114ZM83 133H85V134H83ZM148 133H150L149 134L150 136L147 135ZM54 134H56V135H54ZM180 134H182V136ZM63 135H64V138L62 137ZM83 135H85V136L87 135V137H89V138H87V137H85ZM146 135L149 137L148 141H146V138H145ZM226 135L229 136V137H226ZM256 135H255V137H257ZM34 136H36V137L34 138ZM42 136L44 137L45 135H42ZM160 136L166 138V139L164 138V140H163V142H165V141L167 142V144H166V142L163 143L164 144L163 147H165V148L162 147V145H163L162 143H161L162 145L159 144L160 142H162V138H160ZM5 137L6 138L10 137L12 139V141H10L11 139H9L8 141H10L12 144H9L7 139L5 140ZM48 137H44L45 138L44 141H46V139ZM53 137L56 138V139H54ZM68 137H69V139H68ZM151 137H153L154 139H152ZM189 137H191V136H189ZM49 138H48V141L50 142ZM150 138H151V142L149 141ZM157 138H159L160 140L157 139ZM222 138L224 139V141H222ZM226 138H228V140H226ZM27 139L29 140V143H31L33 141L31 143L32 144L31 146H30L29 143L25 144V143H27L25 141H28ZM52 139H54V140H52ZM85 139L86 140L89 139L88 142ZM238 139H239V141L241 140L243 142L242 145L246 144L248 146L246 148V145H245V149H247V150L244 151L243 146L241 145L242 146L241 147L240 145H238L239 144V142H237ZM258 139H259V137H258ZM38 140L39 141H41V140L43 141V139H38ZM90 140L92 141V143H90V145L88 146L86 143H89ZM156 140H158V141H156ZM79 141H80V143H79ZM93 141H94V143H93ZM251 141H252V143L254 142L253 144H255V142H256V141H254V139L251 140ZM258 141H261V140H258ZM147 142H150V143H147ZM185 142H187V144ZM82 143H83V145H82ZM168 143H170V144H168ZM248 143H250V144L248 145ZM6 144L9 146V148H8V146H6ZM14 144H15V146H14ZM19 144H21V147H23L24 144H25V149L27 151H30L29 147H32L34 145L36 147L35 146H34V148L32 147L33 148V149L31 148L33 150V151L31 150L32 153L31 152H29V153L27 152L28 155H26L27 153L25 154L26 151H25L24 147H23V149H22L23 151H22ZM256 144H258V143H256ZM259 144H261V142ZM16 146H17L16 150L17 151H21L20 155H19V153H17V151L16 152H14L15 150L13 151V148L14 147L16 148ZM177 146L181 150H178L179 148ZM18 147L20 149H18ZM39 147H42L45 150H47V151H45V154H46V152H48V154H46V155H49L48 158L51 159L50 161L48 160L49 163H46V162L43 163L42 159H43L44 155H43V157H41V154L43 153L44 149L42 151L41 150L42 148H39ZM169 147H170V149H169ZM259 147H258V149H255V151H257V152H255L256 154L259 151ZM173 148L175 149V151L171 150ZM7 149H9V150L12 149L13 152L12 151L10 152ZM38 149L41 150V152L38 151ZM162 149H169L170 152H169V150H167V152H165ZM196 149H197V151L199 150L200 152L199 151L197 152ZM214 149H215L216 152H213ZM260 149L262 150V147ZM55 150H56V152H55ZM4 151L8 152L9 155L6 152H4ZM195 151L197 153H195ZM251 151L252 150H250V152ZM22 152H24V154ZM38 152H39V156L37 155ZM245 152H247L246 154L249 155L247 159L245 158V156H243V154L246 155ZM4 153H6L7 155L4 154ZM259 153H261V152H259ZM3 154L6 155V158H4ZM10 154H12V155H10ZM171 154H173L174 156H171ZM241 154H242V156H241ZM15 155H17L19 157L24 155L22 157H27V158L25 160L23 159L24 160L23 161L22 157L21 158H19V157L16 158ZM201 155L204 158H202ZM261 155H262V153H261ZM28 156L29 157L34 156L35 159H34V157H32L33 159H29ZM256 156L257 155H255V158H256ZM246 157H247V155H246ZM1 158H2V160H1ZM14 158H16V159H14ZM222 158H223V160H222ZM27 159H29L32 162V163L30 162V165L26 161ZM220 160H222V161H220ZM17 161L18 162L21 161V162L18 164ZM13 162H11V163L14 164ZM38 162H41L43 164H41V163L39 164ZM50 162H52V163H54V165L55 164L56 165L54 166ZM225 162H226V164H223ZM238 162H240V163H238ZM23 164H27L29 166H26V167L24 166L23 167ZM31 164H33L34 167H33V165L31 166ZM201 167L203 168L202 170H201ZM225 169L227 170L226 172H225ZM24 171H26V173ZM21 172H22L23 175L21 174ZM214 172L217 173V174H215V176H214ZM124 173H125V175H124ZM225 173H227L226 174L227 176L225 175ZM18 174H19V176H18ZM223 175H224V177H223ZM3 176H6L5 178L10 179V181L7 180V182L5 183L4 181H6V179L4 180ZM20 176H21V178H20ZM2 177H3V179H2ZM61 177L64 178V180L62 179L63 181L68 180L70 182L72 179L76 180L75 182H71V183H73V185L71 184L69 186L70 188H71V186H74L75 187L74 191H73V189H72V191H70L71 190L70 188L66 189L65 185H64L65 183H64L63 184L64 185L63 186L64 187V190H63L64 192L63 193L61 192V190H62L61 188L62 187H61L60 181H59V179ZM216 177H218V178H216ZM221 177H223V179ZM226 177L228 178L227 179L228 181L224 180V179H226ZM261 177H263V176H261ZM18 178L21 181L18 180ZM193 178L196 181H198V184H197L196 181L193 180ZM219 178H221V180H224V181H222V184H224V185L221 184L219 186L221 188V190H216L215 193H213V196H211L212 194L211 195L208 194V192L210 191L209 190L210 185L214 184V181L217 182L218 181L217 179H219ZM57 179H58V181H57ZM259 179L257 181L264 180V178L263 179L261 178L260 180ZM16 180L19 181L20 184H18L16 182ZM63 181H62V183H63ZM226 181L228 183H225ZM55 182L56 183L59 182L57 184L60 185V187H61L60 189L61 190H59V186H57V184L55 185ZM249 182L251 184L252 181L250 179L249 180L247 179V181H245L244 184L248 187L249 186ZM256 183H255V185H256ZM11 184H13L12 185L13 188H11ZM252 184L250 185V187L252 186ZM259 184H260V182H259ZM263 184L264 183H262L260 186H262ZM75 185H78L77 187L79 188V191H78V189H77V187ZM246 186L242 187V188L245 189ZM260 186L257 187V189H255L256 187H254L253 190L254 191L256 190L257 193H258V191L261 192L262 191L261 190L262 187L260 188ZM67 187H68V185H67ZM68 189H70V190H68ZM75 190H76V192H75ZM80 190H82V192ZM253 190H251V192L249 193L250 194V198L251 199L255 198V200L257 201V199H256L258 197L257 194H255V192H254V195L257 196V197H255V196L253 197V195H251V194H253ZM69 191L71 193L73 192V195L70 194ZM260 195H259L260 197H258V198H261V199H259V200L260 201L262 199L264 200V198L262 196V195H264V193L262 192V194H260ZM234 200L236 201L235 203H234ZM259 202H257V203L259 204ZM263 202L264 201H261L262 204H263ZM248 203H250L249 204L250 206L247 205ZM260 204H259V207H260ZM214 207H217V209L213 210ZM263 207H264V205H263ZM248 208L254 209V211L252 210L253 214H251V210L250 209L248 210ZM220 209L225 211L226 214L228 213V216L226 218V222L227 223L228 222L230 223V221H231L232 223L235 224V222H236V224H237V225L235 224L236 228H233V224L232 223H231V225L230 224L228 225L229 228L232 226L230 228V230L232 229L231 232L228 231L229 229L226 226V230L228 232L227 231H225V232H227V233L230 232L228 236H226V233H224L225 235H223V233L221 232L222 229H224V227H223L224 225L218 223V219H217L216 215L218 214L217 212L221 211ZM258 209L260 210V208H258ZM263 210H264V208H263ZM215 211H217L216 212L217 214H215ZM244 211H245V213H244ZM261 211H262V209H261ZM261 211H260V213H261ZM221 212L219 213V215L221 214ZM226 214L225 215L221 214L222 219L223 218L225 219ZM235 214L239 215V216L237 217ZM245 214L248 216V218L250 217L249 218L250 221H251L250 223H249L248 220H247L246 223H245V221L242 220L243 219L242 216L243 215L246 216ZM233 215H235L234 216L235 219L233 218ZM257 215H259V214H256V216ZM229 217L231 218V220H230ZM239 217H240V219L241 218L242 219L240 220ZM257 217H258V219H260L259 216H257ZM236 219H237V221H236ZM234 220H235V222H234ZM244 220H246V219H244ZM254 221L256 222V220H254ZM260 222L262 223L261 220H260ZM247 223H249V224H247ZM261 223H259V224L256 223V225H258L262 229L263 224H261ZM224 224H225V222H224ZM243 224L245 225L246 229L242 228V226H244ZM260 224L262 225V227L260 226ZM225 225H227V224H225ZM238 226H240V227H238ZM236 229H238V230H236ZM263 230H264V228H263ZM217 233H221V235L224 236V237L226 236L225 237L226 238L225 241H224L223 237H220ZM254 233H256L255 234L256 236L254 235ZM251 235L247 234L246 238L243 239L245 244H243V243H241V244H243L244 247L247 244V246H249V248L251 247L254 250V247L259 245V243H258L259 241L257 239H255V241L257 240L256 243H258V244L256 245L255 242H254V244L256 246H254V244H252V246H251L250 245L251 244V237H252ZM247 236L248 237L251 236L249 238L250 240L247 238ZM228 237H229V239H228ZM241 238H240V240H241ZM240 240H239V242H240ZM252 240H254V239H252ZM243 246H242V248H243ZM230 247H227V248H230ZM246 248H248V247H246ZM249 248L247 250H249ZM255 249H257V248H255ZM247 250H244V253L246 254V256L248 255V257H249V256H251V252L247 253L248 252ZM261 250H262V252H264V248H262ZM261 250H260V248L258 246L257 252L259 251V254L261 253ZM245 251H247V252H245ZM235 254H237V253H235ZM253 254H255V252L252 253V260H254V255ZM261 254H260V256H261ZM242 256H243V254H242ZM255 257L258 258L257 260L255 259V262H257V264H259V263L261 264L262 262H260V261H263L262 264H264V260H262V259H264V255L261 256V259H259L260 257L258 255L255 256ZM233 258H234V260H233ZM241 258H243V257H241ZM243 260L245 261V259H243ZM233 261H235L236 263L233 262ZM237 261H238V259H237ZM238 262L240 263V261H238Z\"/></svg>",
	"mask_w": 264,
	"mask_h": 264
},
{
	"label": "rangeland",
	"instance_id": "rangeland-1",
	"mask_svg": "<svg viewBox=\"0 0 264 264\" xmlns=\"http://www.w3.org/2000/svg\"><path fill=\"white\" fill-rule=\"evenodd\" d=\"M71 1V2H70ZM108 1H112V0H108ZM116 1V0H115ZM121 1V0H120ZM124 0H122L121 2H123ZM127 1H133V0H125V2H127ZM137 1V0H136ZM146 1V4H147V8H146V10L147 11H149V13L147 12V13H145L144 14V20L143 21H145V23L146 24H148V25H145V24H143L142 23V25L144 26H141V30H143V31H149L150 33H153V34H155L156 33V31H157V36H159L158 34H160V36L157 38V40H153L152 42H153V44H151V46L149 45V47H147V46H145V48H141V50L139 49V52L138 53H133V51H135V50H137V48L135 49V50H133L132 51V53L133 54H135L134 56L133 55H131V56H133L132 58L131 57H129L128 55H130L129 53H128V55H126L127 54V52L126 51H124L126 48H127V45L126 46H124V48H122L123 46H122V42L121 41H119V40H121V39H123L124 41H126V37H123L122 35H124L123 33L126 31V29H127V27H126V25L128 26V22H125V21H128L129 19H130V21H132V20H135V19H137V18H133V17H135V16H139V15H141V16H143L142 15V12L141 11H144V9H141L140 11H138V12H135V13H133L132 14V12H134L132 9H130V11L131 12H128V13H130V14H128L127 13V10H129V7L128 6H130V5H133V4H128V3H131V2H127V4H124V5H127V8L126 7H120V8H122V10H124V12H123V15H124V13H125V16L127 17V19H125V18H122L123 16H120V15H122V11H120L119 13H120V15H118L119 13L117 12L118 10H119V8H117L118 10L116 11V8L114 9L113 7H112V9H114V10H110L109 11V9L110 8H108V9H106V5L108 6L109 4H107V0H74V4H73V0H0V75H2V76H0V79H1V77H2V81H4V84H2L1 82V84H2V87H8V89L6 88L5 90L7 91H5V93H3L4 92V88L1 90L0 89V91H1V93H0V107L1 106H4L5 105V107H3L5 110L6 109H8V110H6V112L8 113V111H9V113H11L10 115H11V117L12 118H14V120H11V123H10V119H8L9 118V115H7V113L5 112L4 113V116L2 115L3 114V112L5 111L4 109H2V107L0 108L1 110H3V111H0L1 113H0V115L2 116V118L5 120L6 119V125L5 126H10L8 129L9 130H13V127L14 126H12L11 124H13L12 123V121L14 122V121H18V119H19V121L17 122L16 121V123H20V125H21V127L20 128H24V131L25 130H27L26 132H25V134L26 133H28V132H30V133H32V134H35V135H37V137L38 138H35L36 136H34V138L35 139H37V141L35 140V142H33V144L34 143H36V142H39L38 143V145L40 144V142L41 143H45L46 142V146L47 145H50L49 147V149L51 150V148H52V146H53V148H55L54 146H56L60 141H58V139H56V138H54V139H56L57 140V144H55V142H56V140H55V142L53 143L51 140H50V138L49 137H51V136H49L48 137V133H49V135H50V133H51V129H50V119H49V117H51V116H49L50 115V111L52 110V109H54V108H56L58 105H60V107H61V103L63 104V102H65V101H67V99L69 100H71L72 99V97L73 96H75V98H76V95L78 94V96L81 94V90H85L86 88L85 87H87V90L90 88V86H93L101 77H93L92 79H90L88 76H87V74L89 75L90 73V68L89 67H87V66H91V68L93 67V69H94V66H92L93 64H96L97 63V61H100V60H98L97 59V61L94 59V58H86L85 57V53L84 52H86L85 50H87L89 47V45L88 44H85V43H88V42H91V44H97V40L94 42V39H90L91 38V36H93L94 35V33L91 31L92 29L89 27H86L87 25L86 24H88V23H85L84 22V18H86V17H82V16H84V15H82L81 16V14H83V13H81L82 11H85L84 13H87V12H90L91 14L89 15V17H91V19L92 20H94V21H92V27H94V26H96L97 24V26H99L100 25V27H95V28H97L95 31H97V30H99L98 32H100V28L101 29H103V30H106V33H103V35H99L98 34V32H97V36H95V37H97L98 38V42L100 43V45H99V43H98V45L100 46V47H102V49H104L103 51H105L104 53L106 54L105 56L107 57V58H109V59H106L105 58V56H104V59L103 60H105L106 59V62H103V60H102V62H101V64L100 65H107L106 67L108 68V69H110V74L111 73H113L112 74V76L114 77H119V80L121 81H123V83H124V85H123V87H125V92H126V95H129L130 97L132 96V98H129V101H133V100H135V102L139 99L138 97H141V99L143 100V96H144V94L146 93V92H149V93H151V96H152V94H153V97L154 98H152V99H156V101H157V105H158V103H159V105L160 106H156V103L154 104V109L151 107L152 106V104H153V102H151V104H148V101L149 100H151V98L149 99H146L145 97V99H144V103H145V105H144V103L141 101V99H139L138 101H141V107L142 108H144L143 106H146L145 108V110H144V117H146V116H148L149 115V117L151 116H155V119H159V120H161V121H158V120H156V121H158L159 123H161V125H159L156 121H155V119H153L156 123L155 124H158V126H164L165 127V129L168 127V125L170 126V125H172V128H170V127H168L167 129L168 130H165V132H167V133H169L170 135H168V140H170V138H171V142L173 143L175 140L174 139H176V137H173V136H175V132H176V135L178 136V134H179V132H177V131H175L174 132V130H173V128H175L176 127V124L178 125V127H176V128H178V130L181 132V133H183V136H182V134H180L182 137H184V138H189V141L191 140V142H193V139L194 138H196V137H192V134L191 133H193L194 132V130H192V132H187L188 133V136H186V133H185V131H187V130H183V128H182V125H185V126H183L185 129L187 128V129H189L188 128V126H191L192 128H194L193 126H195L196 127V132H198V133H200V134H202L203 132L201 131L202 130V128L201 129H199V128H197L198 126H201V124H200V122H199V119H198V117L195 119V117L193 116V114H190V112H188V114H187V110H186V106L190 109L191 108V106L190 105H187L186 104V106L183 104V100H192V96L190 95V96H187V97H184L183 99H177L176 97H178L179 98V96H176V94L174 95L173 93L174 92H176V91H174V90H172V88L170 87V86H172L171 84H169L170 82L172 83V81H175V78L176 77H173V79H172V77H169V78H171L170 80H166L168 77H166L165 79L163 78V77H165V75H163L164 73H163V69L164 70H166L164 67H163V69H160L161 71L160 72H158L159 71V68H161L162 67V65L163 64H165V65H168V66H171V64H169V62L166 60V61H161V63L159 64V59L160 60H163V59H161V56H160V58L158 59V60H156L155 62H157V64H159V66H157L156 65V67L157 68H154L155 67V63H154V61L152 60V58L154 57V53H156V54H158L160 51L162 52L163 50L165 51V50H167V52L169 51V53H170V55L172 56V57H170V56H168V58H173L172 60H174L173 61V63L176 61V63H182V64H184V63H186V65H187V62H189L190 61V59H191V57H192V59L191 60H193V56H197L196 57V59L198 58H200V60L203 62V66L201 65V67L203 68V69H200V68H196L197 70H203L204 72H202V73H200L199 71V74L198 75H201V76H197V78H195V80L197 81H195L194 80V78H193V80L195 81H193L195 84L197 83V87H199V88H203V84H204V81H205V79H207V80H218L219 78H216L217 77V75H219V74H217V70L218 69H216V66H215V69H214V66L212 65L213 63H217L218 65L220 64H222V66L223 65H225L224 67H223V69L225 70L226 69V66L228 67V66H230V67H228L229 69H226L225 71L224 70H221V73H222V76H228L229 77V73L231 72L230 70H232V69H234L231 73L232 74H234V78H236V77H238L240 80H241V78L243 79V81L242 82H240V80H239V83H240V86L238 85V87H240V88H243L241 85H244L245 86V84H246V86H248V87H246L245 86V88H248V89H250V91L249 90H246V91H243L245 94H243V92H242V89L241 90H239L238 89V87H236L237 85H236V81H237V79L235 80L234 78V80L232 79V81L233 82H230V80H228L229 82H230V84L229 85H227L229 88L231 87L232 88V90H233V86H235V88L236 89H238L237 90V95H238V91L240 92L239 93V95H243V96H239V98L237 97L236 98V95H232V96H234V98L231 96V98L232 99H234V101H232V102H237V101H235V99H240V97H241V101L242 102H244L246 99V97H247V99L249 100L248 102H250V98L253 100V98L255 97L256 98V96H260V95H257V94H259V93H264V76L262 77V76H260V78L262 77L263 79H260L259 78V81H258V77H255L256 75H258L259 73H258V71H260V70H258L259 69V67H258V65L260 66V63H262L263 61H264V58H263V54H262V52L264 53V51H263V49H262V52H256L257 50H258V48H256L257 46V44L256 45H254L255 44V41H257L258 39H263L262 37H260L259 38V35H258V33H259V31L261 30V31H263L264 30V0H247L248 2L249 1H253V2H256L257 3V8H258V10H262L263 11V13H262V19H260V20H254L253 19V21L252 22H248V21H250V19L248 18V17H246V19H248L246 22H244L243 23V21L245 20H243V18H245V17H243V14H241V12H239L240 14H237L238 13V9H236V11H237V13H235V11L233 12V8H232V13L233 14H237V16L235 17L234 15V18L229 14V7H231V3H229L230 5H229V7H228V13H226V11H225V7L223 8V6H222V4L220 5V0H216V1H210V0H145ZM152 1V2H151ZM209 1H210V3L211 4H209ZM223 2V4L224 3H226V2H230V0H222ZM232 1V3H233V0H231ZM67 2H68V4H67ZM75 2H76V4H75ZM82 2V3H81ZM120 2V3H121ZM141 2H143V0L141 1ZM207 2H208V4H207ZM80 3V4H79ZM95 3H96V5H95ZM114 0H113V3L111 2V5L110 6H114ZM118 3H119V1H118ZM119 3V4H120ZM134 3V5L133 6H135V2H133ZM73 4V5H72ZM85 4H87V5H85ZM116 5H118L119 6V4H117V3H115ZM136 4H138V3H136ZM154 5L155 7H154V9H152V10H155V11H151L150 9H149V7L151 6V5ZM68 5V6H67ZM75 5V6H74ZM77 5H79L80 7H78ZM85 5V6H84ZM122 5H123V3H122ZM145 5V4H144ZM143 5V6H144ZM227 5H228V3H227ZM250 5L252 6V7H254V3H250ZM65 6H67V7H65ZM69 6H71V7H69ZM73 6V7H72ZM86 7V8H84V7ZM91 6H92V9H94V10H92L91 9ZM94 6V7H93ZM132 6V8L133 9H135V7L137 6H135V7H133ZM142 6V8H144ZM222 6V8H220ZM109 7V6H108ZM115 7V6H114ZM137 7H139V6H137ZM136 7V8H137ZM146 7V6H145ZM152 7V6H151ZM67 8V9H66ZM70 8H71V10L74 12H72V14L70 15ZM76 10H75V9ZM83 8V9H82ZM64 9H66V10H64ZM69 9V10H68ZM81 9V10H80ZM100 10V14H99V16H98V13H99V11H98V13H96V11L95 10ZM87 10V11H86ZM136 10V9H135ZM137 10H139L138 8H137ZM136 10V11H137ZM80 11V12H79ZM92 11H93V13H92ZM106 11V12H105ZM114 12L115 11V14H112L111 12ZM103 12V13H102ZM231 12V11H230ZM153 13H155V15L157 14L158 16H156V18H158L159 19V21H160V23L158 24V25H155V27H154V22H153V17H152V15H153ZM231 13V14H232ZM79 14V15H78ZM148 14H150L151 15V17H152V19H151V17H149V16H147ZM229 14V15H228ZM102 15V16H101ZM116 15V16H115ZM128 15H129V17H128ZM245 15V14H244ZM71 16V17H70ZM117 17V18H115V17ZM154 16V15H153ZM241 17V21H240V17ZM105 17V19H103ZM231 19H230V18ZM243 17V18H242ZM96 18V19H95ZM99 18H100V20H99ZM120 18H122V19H120ZM139 18V17H138ZM155 18V19H156ZM132 19V20H131ZM258 19V18H257ZM96 20V21H95ZM97 20L99 21V22H97ZM103 20V21H102ZM105 20V21H104ZM121 20L122 21H124V24H121L122 22H121ZM263 20V21H262ZM76 21V22H75ZM79 21V22H78ZM81 21H83L82 23L83 24H85L86 26H81L82 25V23H81ZM85 21H86V19H85ZM136 21V20H135ZM138 21V20H137ZM136 21V22H137ZM156 21V20H155ZM158 21V20H157ZM156 21V23L155 24H157L158 22ZM67 23V26L65 25V27L63 28V26H64V23ZM79 24H78V23ZM89 22V21H88ZM97 22V23H96ZM102 22V23H101ZM106 22V23H105ZM139 22H141V19H139ZM240 22V23H239ZM242 22V23H241ZM76 23H77V25H76ZM81 23V24H80ZM104 23V24H103ZM126 23H128V24H126ZM247 23V24H246ZM103 24V25H102ZM117 24H119V25H121V26H123L121 29H119L120 27H117ZM132 23L130 22V26L132 27L133 25H131ZM135 24V23H134ZM137 24V23H136ZM138 24H140V23H138ZM137 24V25H138ZM149 24H151L152 26H150ZM251 24V25H250ZM63 25V26H62ZM81 27H83L84 29H82V32H85V33H82L81 31L80 32H78L77 31V33H76V29H78V28H80V26ZM91 25V23H89V26ZM106 25V26H105ZM110 27H109V26ZM137 25H135V26H137ZM250 25V26H249ZM105 26V28H102V27H104ZM108 26V27H107ZM135 26H133V28H131L130 27V29L128 30V33L129 34H133V37H130V38H127V40L128 41H131V38H133L132 40H136V38L137 37H142L141 36V34L140 33H138L137 31H135L136 29L137 30H140V28L138 29V27H135ZM138 26H140V25H138ZM158 26V27H157ZM70 27H72V28H74V31L75 32H72L73 34L74 33H76V34H74L75 35V38H77L78 39V41L80 40V36H82L81 35V33L82 34H84V38L83 39H81L80 40V42L79 43H81L84 39H86V40H84L82 43H84V44H82L81 43V46H85L86 47V45H88L87 47L88 48H86V49H84L83 47L81 48V46L79 45V44H75V43H78V41L76 42L75 40V38L73 39V42H74V44L75 45H77L78 47L80 46V48H76V46H74L75 48H76V51H78V49L80 50L81 49V51L82 52H76V55H73V51L75 50V48L72 46L73 44H71V43H73V42H70L71 41V39L72 38H70L71 36H68V34H72L70 31L72 30ZM135 27V28H134ZM151 27L153 28V29H155L156 31H154L153 29H151ZM66 28V29H65ZM94 28V29H95ZM145 28V29H144ZM63 29V30H62ZM81 29H78V30H81ZM122 29H124L123 30V33H122ZM70 30V31H69ZM103 30H101L102 32H104ZM112 30V31H111ZM152 30V31H151ZM108 31V32H107ZM67 32V33H66ZM69 32V33H68ZM258 32V33H257ZM264 32V31H263ZM109 33V34H108ZM135 33V34H134ZM142 33V32H141ZM254 33V34H253ZM87 34V35H86ZM101 34V33H100ZM105 34V35H104ZM127 34V33H126ZM125 34V35H126ZM259 34H262L261 32L259 33ZM61 35H62V38H61ZM107 35V36H106ZM117 35V36H116ZM128 35V34H127ZM255 36L254 38H253V36ZM66 36V37H65ZM85 36H87V38H88V42H86L87 41V38H85ZM90 36V37H89ZM105 36V37H104ZM114 36V37H113ZM147 36V35H146ZM258 36V37H257ZM263 36H264V34H263ZM94 37V36H93ZM127 37H129V35L127 36ZM145 37V36H144ZM108 38H110V40L108 39ZM125 38V39H124ZM96 39V38H95ZM148 39V38H147ZM254 40V43L252 44V42H253V40ZM90 40V41H89ZM145 40V42H146V39H144ZM109 43H108V42ZM127 41V42H128ZM137 41V40H136ZM260 41V40H259ZM24 42H26V43H24ZM52 42V43H51ZM126 42V43H127ZM139 42V41H138ZM143 41H141V43H142ZM244 43L243 45L242 44H240V43ZM110 43H111V45H110ZM125 43V42H124ZM131 43V42H130ZM135 43V42H134ZM258 43V42H257ZM261 43H262V40H261ZM59 44H61V45H59ZM67 44L70 46L71 45V48L73 47V49L74 50H72V51H69L70 50V48H68V46H67ZM90 44V46L92 47V45ZM94 45V46H96V47H98L97 45ZM114 44V45H113ZM140 44V43H139ZM180 44V45H179ZM258 44H260V43H258ZM124 45V44H123ZM135 45V44H134ZM136 45H137V43H136ZM141 45V44H140ZM142 45H143V43H142ZM177 45H179V46H181L182 48L181 49H183L185 52H186V54H187V56L188 57H186V56H181V54L179 53V51H178V49L180 48L179 46V48L177 47ZM239 45H242V46H240L239 47ZM59 46V47H58ZM129 47H131V44L130 45H128ZM251 46V48H249ZM252 46H253V48H254V46H256L255 48L257 49L255 52H252L254 49L252 48ZM132 47L134 48V46L132 45ZM138 47V46H137ZM259 47H264V45H261V46H259ZM61 49L59 52H57V50L56 49ZM157 48V50H155V51H152L153 49H156ZM176 48H178V49H176ZM241 48V52H240V49ZM84 50V52H83V50ZM101 49V48H100ZM99 49V50H100ZM128 49V48H127ZM130 49V48H129ZM128 49V50H129ZM89 50H91V49H89ZM238 50V51H237ZM252 50V51H251ZM260 50V49H259ZM62 51V52H61ZM92 51V50H91ZM96 51V50H95ZM116 51H118V52H116ZM163 51V52H164ZM36 52H38V53H36ZM64 52V53H63ZM74 52V53H75ZM89 52V51H88ZM88 52H86V54L88 53ZM93 52V51H92ZM98 52V51H97ZM128 52H130L131 53V50H129ZM149 52H151V53H149ZM250 52H251V54H253V55H251L250 54ZM9 53H10V55H9ZM60 53V54H59ZM61 53H62V55H67V56H62L61 55ZM72 53V54H71ZM82 53V54H81ZM96 53V52H95ZM95 53H93L94 55H95ZM99 53V52H98ZM126 53V54H125ZM153 53V54H152ZM169 53H167V54H169ZM255 53H256V55H255ZM261 53V54H260ZM40 54V56H38ZM44 54V55H43ZM48 54V55H47ZM55 54V55H54ZM59 54V55H58ZM79 54V55H78ZM88 54H91V52H89ZM103 54V53H102ZM116 54H118V56L116 55ZM148 54V55H147ZM162 54V53H161ZM164 54V53H163ZM201 54H203V55H207L205 58H204V56H203V58H201L200 57V55ZM250 54V55H249ZM37 56V58H35L36 56ZM120 55V56H119ZM160 55V54H159ZM235 55V56H234ZM236 55H238V57L236 56ZM255 55V56H254ZM62 58H61V57ZM79 56H81L80 58H79ZM89 55H87V57H88ZM103 56V55H102ZM115 56H117V57H115ZM254 56V57H253ZM260 58H258V57ZM33 57V58H32ZM51 57V58H50ZM76 57H78L77 59H75ZM85 58L84 60H87V61H84V60H82L83 58ZM98 57V56H97ZM101 57V56H100ZM120 57V58H119ZM195 57H194V59H195ZM256 57H257V59H256ZM49 58H50V60H51V62L49 63L48 61H50L49 60ZM70 58V59H69ZM82 58V59H81ZM111 58H113L112 60H111ZM116 58V59H115ZM155 58L156 57H154L153 59L155 60ZM252 58V59H251ZM31 59V60H30ZM34 59H35V61H34ZM36 59H37V61H36ZM60 61H59V60ZM69 59V62L67 61ZM100 59V58H99ZM195 59V61H198V60H196ZM236 59V60H235ZM253 59L255 60V62L256 63H254V61H253ZM262 59V60H261ZM26 60H28V62L26 61ZM88 60H90V62H88ZM92 60V61H91ZM258 60V61H257ZM24 61H26L27 63H29L30 61H31V63H29V64H25V66H24V68H25V70H30L29 72H30V74H33V72H31V71H34V74L36 73V74H38V73H40V71H41V73L39 74V75H41L43 72H45V71H47L48 69L49 70H51V71H53L54 73H55V75H56V73H57V69L61 66V64L63 65V62L65 61V63L64 64H67L66 66H62V67H64V73H65V70L67 71L68 69V72L70 71V73H72V75H73V73H74V75L72 76V77H74V78H71V80L72 79H74V80H72L73 82L74 81H76L77 79L75 78L76 76H79L78 77V79H79V83H81L80 81V79H82L83 81H86V84H84L83 82V84L84 85H82L83 87L82 88H79L78 87V89L76 90V87H75V90L74 91H71V89L70 88H67V86H65L66 84V82H67V80L65 81L64 79H62V77L60 76L61 74H62V76H63V78L64 77H67V78H69L70 77V75L68 74V72H66L67 73V76L63 73V71H62V68H61V74L59 75L58 73H59V69H58V75L60 76V80H64L63 82H65V83H61L60 81H55V82H60L59 84L62 86L61 88H63V89H70L69 91L67 90V92H69V93H67L66 95L64 94V92H62V91H60L62 94H64V96L63 95H60V96H63V97H59V98H57L56 99V96L55 95H52V97L51 98H53L54 96H55V101H53V100H51V98H50V100L51 101H53V102H51L50 104H47L46 106L45 105H42L41 106V108L43 107V106H45L44 108H40L39 109V111H38V109H37V107H36V105L34 106V107H31L30 106V102L28 103V100H27V102H25V100L26 99H29V98H31L32 97V101L33 100H36L37 102H38V104H37V102L35 103V101H34V104H37V106L39 105V101H38V96H39V99H40V97H45L46 95H44L45 93L44 92H42V91H45V92H47L48 91V89L50 88H48L47 86H50L52 83H53V81L55 80L54 78H51V79H54V80H50V81H52L51 83H50V85H46V87L44 86V84H40V82L42 83V81L44 80V79H42L41 78V76H43V77H45V78H47L46 77V75L44 76V75H41V76H39L40 77V79L42 80H37L36 78H35V84H33L32 82H30L31 80H28L29 79V77H33V75H29L28 73V76L26 75V72H24V69H23V72H24V74H22L21 76H22V78H21V76H20V71L22 70V66H21V64H24L25 62ZM33 61L36 63V64H34L33 63ZM58 61V62H57ZM107 61H108V63H107ZM110 61V62H109ZM115 61V63H113ZM119 61V62H118ZM149 61V62H148ZM259 61H261V62H259ZM23 62V63H22ZM39 62V63H38ZM42 62V63H41ZM45 62H46V64H45ZM56 62V63H55ZM93 62V63H92ZM100 62H98V63H100ZM112 62V63H111ZM117 62H118V64H117ZM200 61H198V64H201V63H199ZM257 62H258V64H257ZM52 63V64H51ZM55 63V64H54ZM71 63H74V64H79V66H77V64H76V68H75V66L73 67V65L74 64H71ZM82 63V65H83V69L85 68V67H87L88 68V73L87 72H83L84 70H87V69H81L80 70V68L79 67H81V64ZM111 63V65H108V64H110ZM135 63H137V64H135ZM143 64V65H145V64H147L148 63V65H147V73H146V71H145V73H146V75H144L143 74V72H142V70H140V68H138V67H140L141 65H139V64ZM172 63V62H171ZM172 63V64H173ZM178 63V64H179ZM189 63H192V62H189ZM215 63V64H216ZM30 64H32V65H30ZM47 64H49V67H53L52 69H54V68H56V69H54V70H52V69H50L49 67H48V65ZM86 64H87V66H86ZM257 65V67L258 68H256L255 67V65ZM263 64V63H262ZM261 64V65H262ZM27 65H30V66H27ZM138 65V66H137ZM175 65H177V64H175ZM185 65V64H184ZM196 65V64H195ZM194 65V66H195ZM253 65V66H252ZM32 66V67H31ZM41 66H44V67H42L41 68ZM47 66V67H46ZM70 66V67H69ZM101 66V68H103ZM174 66V64L172 65V67ZM179 66V65H178ZM198 66V65H197ZM212 66V67H211ZM222 66L220 67V69L222 68ZM252 66V68L250 69V67ZM262 66H264V64L262 65ZM262 66H260V68H262ZM35 67V68H34ZM37 67V68H36ZM72 67H73V70L74 69H76L75 70V72L72 70ZM95 67H97V65L95 66ZM153 67V68H152ZM166 67V66H165ZM187 67V66H186ZM190 68H191V71H193V70H195V71H197L196 69H192V67L193 66H189ZM218 67V68H219ZM33 68V70H31ZM67 68V69H66ZM98 68L99 67H97V69L95 68V70H96V72L98 73V72H100L101 73V71L100 70H98ZM104 68H105V66H104ZM142 68H144V67H142L141 66V69ZM167 68V67H166ZM171 68V67H170ZM175 68V67H174ZM195 68V67H194ZM264 68V67H263ZM169 69V68H168ZM172 70H173V68H171ZM176 69V68H175ZM174 69V71H175V73L173 74L172 72H170V70H167V72H168V74H167V72H166V74H167V76H169L170 74H169V72L170 73H172L173 74V76L176 74V70ZM186 69V68H185ZM184 69V70H185ZM43 70V71H42ZM56 70V71H55ZM71 70H72V72H71ZM79 70H80V72H79ZM98 70V71H97ZM144 70H145V68H144ZM157 71L158 73H160V76L161 75H163V77H161V78H159L158 77V74L156 75V73H155V71ZM178 70H180L179 68H178ZM183 70V71H184ZM186 70H189V69H186ZM206 70H208V72H205ZM252 70V71H251ZM79 72V73H77V72ZM94 71V70H93ZM108 71V70H107ZM141 71V72H140ZM190 71V72H191ZM253 71H255V72H253ZM261 71H264V69L263 70H261ZM18 72V73H17ZM22 72V71H21ZM52 72V73H53ZM92 72V71H91ZM95 72V71H94ZM162 72V73H161ZM188 72V71H187ZM198 72H195L194 73V71H193V74H194V77L197 75V73ZM219 72V71H218ZM227 74H225V73ZM234 72V73H233ZM248 72V73H247ZM250 72V73H249ZM258 73V74H254V73ZM47 73H48V71H47ZM46 73V74H47ZM53 73V74H54ZM76 73V74H75ZM87 73V74H86ZM109 73V72H108ZM220 73V72H219ZM225 75H224V74ZM14 74V75H13ZM34 75V77L35 76H37L38 77V75ZM45 74V73H44ZM86 76H85V75ZM96 74V73H95ZM172 74H171V76H172ZM191 74V73H190ZM196 74V75H195ZM232 74H231V76H232ZM250 76H249V75ZM254 74V75H253ZM262 74H263V72H262ZM13 75V76H12ZM23 75H25V78H27V82L25 83L28 87H26L25 89H27V90H25V89H23V88H21V86L23 85L24 86V83L23 84H21L22 82H23V80L25 79L24 77H23ZM47 75H49V73L47 74ZM58 75L57 76H54V75H52V77H56L57 79H58ZM65 75V76H64ZM98 75V74H97ZM101 75V74H100ZM177 75H178V72H177ZM184 75V74H183ZM185 75H188V73H185ZM93 76V75H92ZM91 75H90V77H92ZM176 76V75H175ZM219 76H221V74L219 75ZM221 76V77H222ZM230 76V77H231ZM246 76H247V78H246ZM16 77H18V78H16ZM19 77L21 78L20 80H19ZM34 77H33V79H34ZM112 77V78H113ZM115 77L113 78V83H112V81H110V83H112V84H114V82H115ZM149 77H153V79L152 78H150L151 80L150 81H153L154 80V87H156L157 89H158V92L160 93V94H156L155 92H153L154 90L151 88V86H153V85H151V84H149ZM185 76H183V78H184ZM233 77V76H232ZM231 77V78H232ZM244 77V78H243ZM13 78V79H12ZM159 78V79H158ZM186 78V77H185ZM225 77H223V79H224ZM231 78H229V79H231ZM246 78V79H245ZM32 79V80H33ZM56 79V80H57ZM70 79V78H69ZM124 79V80H123ZM222 79V80H223ZM226 79V78H225ZM251 81H249V80ZM252 79H255L253 82H252ZM0 80V81H1ZM13 80V81H12ZM36 80H37V82L38 81H40V82H38V84L40 85V86H44L46 89H47V91L45 90V88H44V90H42L43 89V87L39 90L38 88L40 87H38V84H36L37 82H36ZM47 80H48V78H47ZM47 80H45V81H47ZM87 80H88V82H87ZM119 80H117V81H119ZM186 80V79H185ZM204 80V81H203ZM25 81H26V79H25ZM24 81V82H25ZM34 81V80H33ZM69 82H72V81H70V80H68ZM78 81V80H77ZM164 81V82H163ZM167 81V82H166ZM201 81H203V82H201ZM211 81V82H212ZM219 81H221V80H219ZM218 81V82H219ZM224 81V80H223ZM223 81H221L222 83H223ZM235 81V82H234ZM11 82H13V83H15V84H11L10 85V83ZM69 82H67V83H69ZM72 82V83H73ZM186 82V81H185ZM226 83H227V80L225 81ZM225 82H224V84H225ZM228 82V83H229ZM243 82H246V83H243ZM254 82H256V83H254ZM258 82V83H257ZM259 82H260V84H259ZM17 83H18V87L20 88V89H22V91L20 90L19 91V88L16 86L17 85ZM181 83H182V81H181ZM203 83V84H202ZM208 83H210V81L208 82ZM216 83H217V81L215 82V85H216ZM243 83V84H242ZM247 83H249V84H247ZM252 83V84H251ZM1 84H0V86H1ZM31 84V85H30ZM57 84V83H56ZM65 84V85H64ZM70 85H71V88H73L74 87V85L73 84H71V83H69ZM69 84H67V85H69ZM77 84V83H76ZM97 84H100L99 82L97 83ZM174 84V83H173ZM183 84H185L186 85V83H183ZM182 84V85H183ZM234 84V85H233ZM254 84H255V87H254ZM257 84V85H256ZM4 85H7V86H4ZM13 85H15L14 87L16 88V89H18V90H16L14 87H13ZM20 85V86H19ZM25 85V86H26ZM29 85H30V87H29ZM37 85V87H32V86H36ZM58 85V84H57ZM56 85V86H57ZM72 85H73V87H72ZM79 85V84H78ZM77 85V86H78ZM105 85H107L108 86V84L106 83V84H104L103 85V83L102 84H100V85H95V86H97V88L95 87L94 89H99L98 90V92H94L93 90H91V93H92V91L94 92V95L96 94L98 97H99V94H103V93H105V91H107L106 89H105ZM119 85H121L120 83H119ZM118 85V86H119ZM169 85V86H168ZM176 85L177 84H174V87H176ZM201 85V86H200ZM206 85H210V84H205V86L204 87H207ZM212 85H214V83L212 82ZM214 85V87H216L217 85H219V83H217V85L215 86ZM223 84H221L220 83V87H223L222 86ZM253 85V87H251ZM260 85V86H259ZM11 86V87H10ZM51 86H53V85H51ZM54 86H55V84H54ZM89 86V87H88ZM98 86L100 87V88H98ZM103 86V87H102ZM114 86V85H113ZM184 86V85H183ZM226 85H224V89L222 88V92L219 90V89H217V88H219L218 86L216 87V88H214V89H217V90H219V95L220 94H223V92H225V91H227L226 90V87H225ZM250 86V87H249ZM259 86V87H258ZM57 87H59V86H57ZM70 87V86H69ZM81 87V86H80ZM112 87V86H111ZM111 87H109L110 89H109V91H110V93L112 92V93H114L113 92V89H114V87H112V89H111ZM195 87H196V85H195ZM195 87H193V88H195ZM212 87V86H211ZM260 87H262V88H260ZM14 88V89H13ZM29 88V89H28ZM36 88H37V90H36ZM52 89H53V87H51ZM60 88V87H59ZM83 88H85V89H83ZM101 88L103 89H105V91H103L102 90V92L101 93H99V91L101 90ZM116 88H117V86H116ZM171 88V89H170ZM179 88V87H178ZM177 87H176V89H178ZM181 88V87H180ZM199 88H197V89H199ZM207 88H209V87H207ZM235 88H234V90H235ZM245 88L243 89V90H245ZM255 88V89H254ZM260 88V89H259ZM74 89V88H73ZM80 89V90H79ZM91 89H93V88H91ZM108 89V88H107ZM119 89V88H118ZM196 89V88H195ZM210 89H212V88H209V90ZM258 89V90H257ZM262 89H263V91H262ZM12 90V91H11ZM50 90V89H49ZM57 91L59 90V89H56ZM55 89L54 90H51L52 91V93H53V91L55 92L56 91ZM62 90V89H61ZM117 89H115L114 91H116ZM121 90H122V88H121ZM121 90L119 91V92H121ZM148 90V91H147ZM205 90H206V88H205ZM205 90L203 91V89H202V91L203 92H205ZM233 90V91H234ZM251 90H253V93H252V91ZM257 90V91H256ZM56 91V92H57ZM71 91V92H70ZM89 91V90H88ZM143 91L145 92L144 94H143ZM156 91V90H155ZM174 91V92H173ZM196 91V90H195ZM194 91V92H195ZM201 91V90H200ZM216 91V90H215ZM233 91H231V93H233ZM247 91H248V93H247ZM259 91V92H258ZM27 92L29 93V95L27 94ZM39 92V93H38ZM42 92V94H40ZM59 92V91H58ZM123 92H124V89H123ZM157 92V91H156ZM157 92V93H158ZM172 92V93H171ZM181 92L182 93H184V91L183 90H181ZM197 92L199 93V91L197 90ZM208 92V91H207ZM210 92V91H209ZM212 92H214L213 90H212ZM230 92V91H229ZM236 92V91H235ZM234 92V93H235ZM258 92V93H257ZM15 93V94H14ZM16 93H19L20 95H18V94H16ZM44 93V94H43ZM84 93H86V91H84L83 92V94L82 95H80L81 96V98H84ZM90 93V94H91ZM108 93V94H107ZM108 91L105 93V94H107V95H112V94H110ZM177 93H178V91H177ZM180 93V92H179ZM181 93V94H182ZM206 93V92H205ZM231 93H230V95H231ZM4 94V95H3ZM27 94V95H26ZM35 94V95H34ZM47 94V93H46ZM121 94V93H120ZM119 94V95H120ZM142 94H143V96H142ZM180 94V95H181ZM184 94H186V93H184ZM197 94V93H196ZM201 94V93H200ZM217 94H218V92H217ZM224 94H226V92L224 93ZM15 95V96H14ZM18 95V96H17ZM25 95V96H24ZM34 95V96H33ZM41 95V96H40ZM56 95H59V93L58 94H56ZM87 95H89V94H87L86 93V96ZM107 95H105V99L107 98V99H109L110 98V96H109V98L108 97H106ZM114 95V94H113ZM116 95H118V92H117V94ZM161 95V96H160ZM174 95V96H173ZM183 95V94H182ZM198 95V94H197ZM206 94H204V96H205ZM229 94L227 95L228 97L230 96ZM249 95H252V97H250ZM17 96V97H16ZM20 96V97H19ZM27 96V97H26ZM31 96V97H30ZM77 96V97H78ZM92 96V95H91ZM104 96V95H103ZM123 96H125L124 94H123ZM134 96V97H133ZM223 96V95H222ZM226 96V95H225ZM225 96H223V97H225ZM226 96V97H227ZM254 96V97H253ZM264 96V95H263ZM263 96L261 95V101H259L260 103H258V105L260 104H263V102H264V98H263ZM19 97V98H18ZM25 98L24 99V101H23V98ZM48 94H47V97L46 98H44V100H48ZM111 97H113L111 100H114L117 96H111ZM126 97V96H125ZM181 97V96H180ZM244 97V99H242ZM14 98H15V100H14ZM37 98V99H36ZM75 98H73V100L75 99ZM94 98V97H93ZM92 98V99H93ZM102 97H100V99H101ZM195 98H199V96L197 97V96H195ZM219 98V97H218ZM230 98V99H231ZM259 98V97H258ZM22 99V100H21ZM42 99V98H41ZM40 99V100H41ZM92 99H87V100H85V102L83 101V103H81V101L79 102V103H81L80 105H82L83 104V107H85V104L86 103H90V105H88V104H86V105H88V107L86 106V109H88L91 105H93L94 106V110H95V108H97V110L96 111H98L99 112V110H102L101 109V107H99V105L98 104H100V102L98 103V104H96L95 103V100H92ZM98 99V98H97ZM99 99V100H100ZM109 99V100H110ZM201 99V98H200ZM219 99H221V98H219ZM226 98H224V101L226 102V100L228 99H226ZM262 99H263V102H262ZM4 100H5V102H4ZM31 100V99H30ZM44 100H41V102H46V101H44ZM49 100V101H50ZM81 100V99H80ZM102 100V99H101ZM100 100V101H101ZM193 100H195V99H193ZM192 100V101H193ZM203 100H204V98H203ZM222 100H223V98H222ZM222 100H220L219 102H218V99L215 101L217 104L219 103L220 104V102L222 101ZM3 101V102H2ZM31 101V102H32ZM76 101L78 102V100L76 99ZM98 101V100H97ZM96 101V102H97ZM199 101V100H198ZM197 101V102H198ZM230 101V100H229ZM241 101H239L238 100V103H235V106H236V104L238 105V104H240V102ZM255 100H253V102H254ZM67 102H69V101H67ZM70 102H73V103H70V105H72V104H74L75 105V100L74 101H70ZM107 102L109 103V102H111V101H108L107 100ZM114 101H112V103H113ZM131 102H130V105H131ZM155 102V101H154ZM181 102V103H180ZM184 102H186V101H184ZM195 102V101H194ZM223 102V101H222ZM225 102H223V103H225ZM231 102V103H232ZM241 102V103H242ZM247 102V103H248ZM16 105H15V104ZM66 103V102H65ZM133 103V102H132ZM166 103V104H165ZM187 103V102H186ZM192 103V102H191ZM190 103V104H191ZM215 103V104H216ZM234 103H232V104H234ZM245 103V102H244ZM255 103V102H254ZM254 103H252V101H251V103H248V105H250V107L249 108H251V109H248V112H249V115H250V118H249V120H248V122H246V121H243V123H241L242 121L241 120H243L244 118H245V116H246V118L244 119V120H246L249 116H248V112L247 111H245V112H243L244 111V109L247 107H245V108H241V109H243V113L244 114H240V110L239 111H237V112H235L236 113V115L235 114H233V112H231L230 111V109L228 110H225V108H224V110H225V112H227V113H229V114H233L232 116H235V120H234V124H232L233 126H234V128L231 126V128L232 129H234V130H236V128H238V127H240V126H237V124H238V120L239 119H241V117L239 116V115H241V116H244V118L243 119H241L240 121V125H242V124H244L246 127L244 128L245 129V133L243 132H238L239 133V135L241 136V138L243 137V139L248 135V131H250V130H252L253 128H251V126L254 124H256L255 126H254V128L255 129H253V131L252 132H250L249 134H251V133H253V135L251 134V136L249 135V137L250 138H252L251 140H253L254 139V141H256L255 142V144H253L252 143V141L250 140V141H248V142H250L251 143V145H253V146H257V147H252V149H251V146H249L250 148H247L248 146L246 145V148L247 149H250V150H252L251 152H250V150L249 151H247V152H249L248 154L249 155H251L252 154V157H249V159H250V161H248V154H246L247 152H245V154L247 155V157H246V155H244L243 154V156H245V158L247 159L246 161L244 160L243 162H242V165H241V167L239 166L241 163L240 162H238V163H240V164H237V168H236V170H235V168L232 166L233 165V163H229L228 164V162H227V165L226 166H223V169H224V167H229L228 169H231V170H233L232 172L230 171V174H229V179L226 177V179H224V180H230L229 182H230V185H231V183H233L235 186H233V185H231V186H233L234 188H240L241 187V189L242 190H240V191H242V192H240L239 194H242L243 192L245 193V191H246V189L247 190H249V188H250V190L248 191V192H246L245 194H246V198H247V201H250L251 202V204L253 205H251V207L253 208V207H255L254 209L256 210V211H254V209H250V208H248V210L250 209L251 210V214H253V211L254 212H258V213H256V214H259V215H257V216H259V218L260 219H258V217L256 216V214L253 216V217H255L254 218V220H256V222L252 219V221H253V223H252V226L254 225V223H255V225H256V223L257 224H259V223H261L260 222V220L262 221V223L261 224H263V227H262V225L260 224V226L262 227V229L258 226V225H254V227H252L253 228V230L251 229V232L253 231V232H256V233H254V235L257 237V238H255L254 236H252L251 235V233H249L248 232V227H247V230H245V231H247L246 233H244L243 235H251L250 237H251V246H252V244H254V242H255V244L257 245L258 243H259V245H255L254 244V246H256V247H254V250H253V248H249V246H247V244H246V246L244 247L243 246V244H245L244 243V240L243 239H245L246 238V235H245V238L243 237V239L241 238V235H242V232H241V235H239V234H237V233H239V231L241 230V228H240V230L239 231H235L234 232V230L232 231V229L230 230V228L232 227H228V225L230 224L231 225V221H230V223L228 222H226V218H227V216H228V213L226 214V212L225 211H223L222 209H220L221 211V214H226V217H225V219L223 218L222 219V216H221V214L219 215V213L220 212H217V211H215V214H217L216 216H217V219H218V223L219 224H222V225H224L223 227H224V229H222V233H223V235H225L224 233H226V236H228L229 235V233L232 231V233H230V239L231 240H226L225 241V237L224 236H222L221 235V233H217L220 237H223V239H224V241H225V247H224V250H223V257H224V259H225V261L227 260H229V259H232V257L234 256V258H236V262H237V264L239 263L238 261H240V263L241 264H257V262H255V259L257 260L258 258H256L255 256H259L260 258L259 259H261V256H263L264 255V252H262V248H264V230H263V228H264V210H263V205H264V202H263V204L261 203V201H264L263 199L260 201L259 199H261V198H258V197H260L261 195L260 194H262V192L264 193V184L262 185V186H260L262 183H264V180H260L261 178L263 179L264 178V129H261L262 131H259V132H256L257 133V135L255 134V130L258 128L259 130H260V128H259V125L258 124H260V123H262L263 121H264V114H263V112L260 114V117L263 119H260L262 122H260V121H258L259 120V118H254V117H257L256 115H255V113H258L259 114V112L257 111V110H260V109H257V110H254L253 111V109L255 108H261V107H259L257 104H254ZM4 104V105H3ZM24 104H25V106H24ZM29 106H28V105ZM42 104V103H41ZM40 104V105H41ZM44 104V103H43ZM116 104V103H115ZM137 104H138V102H137ZM193 104V103H192ZM196 104V102L193 104V106H192V109H193V107H194V105ZM218 104V105H219ZM228 104V103H227ZM230 104V103H229ZM73 105V106H74ZM79 105V104H78ZM80 105H79V107H80ZM101 105V104H100ZM114 105V104H113ZM149 105V106H148ZM167 105V106H166ZM181 105V106H180ZM222 105V104H221ZM242 105V104H241ZM257 105V106H256ZM6 106L8 107V108H6ZM33 106V105H32ZM63 106V105H62ZM66 105H64L63 107H65ZM109 106H111V108H113L114 109V107L111 105V103L110 104H108L107 105V103H106V108L108 109V107ZM139 106L140 105H138V108H139ZM148 106V107H147ZM170 106H171V108L173 109H171L170 108ZM222 106H224V105H222ZM231 106V105H230ZM234 106V107H235ZM245 106V105H244ZM243 106V107H244ZM251 106H253V107H251ZM256 106V107H255ZM27 107H29V109H30V107L32 108L31 110H35V108H36V110L34 111V112H36L35 114L36 115H34V112H32L31 111V114H30V111H29V109L27 108ZM40 106H38V108H39ZM59 107V108H60ZM62 107V108H63ZM67 107V106H66ZM65 107V108H66ZM78 106L76 107V111H78V110H80V109H78L79 108ZM92 107V106H91ZM183 107V108H182ZM220 107V106H219ZM240 107V106H239ZM247 107V108H248ZM34 108V109H33ZM61 108V109H62ZM71 108V107H70ZM73 108V107H72ZM71 108V110H73ZM80 108H82V106L80 107ZM132 108V109H131ZM155 108H157V111H156V109ZM185 108V109H184ZM215 108V107H214ZM222 108V107H221ZM247 108H246V110H247ZM253 108V109H252ZM264 108V107H263ZM60 109V110H61ZM64 109V108H63ZM75 109V108H74ZM85 109V110H86ZM92 109V108H91ZM132 110V112H133V110H135L137 113L140 111L139 109L138 110H136L137 109V106L135 107V105H131L130 106V108H129V111H131ZM141 109V108H140ZM159 109H160V112H161V114H162V116L160 117L159 116V114L158 113H156V112H158L159 111ZM219 109V108H218ZM237 109H239L238 107H237ZM65 110H67V109H65ZM64 110V111H65ZM70 110V109H69ZM89 110H90V108H89ZM93 110V111H94ZM109 110V109H108ZM165 110V111H164ZM183 110H185V112L183 111ZM221 110H223V108L221 109ZM68 111V110H67ZM81 111V110H80ZM87 111V110H86ZM91 112H92V110H90ZM190 111V110H189ZM257 111V112H256ZM262 111H264V110H262ZM58 112H59V110H58ZM57 112V113H58ZM66 112V111H65ZM69 112V111H68ZM95 112V111H94ZM94 112H93V114H94ZM110 112V111H109ZM140 112H142V109H141V111ZM153 112H155L156 113V115L158 114V116H156V115H154V114H151V113H153ZM167 112V113H166ZM170 112V113H169ZM252 112H253V114H252ZM260 112H261V110H260ZM33 113V114H32ZM54 113H56V112H54ZM53 113V114H54ZM61 113V112H60ZM62 113H63V111H62ZM61 113V114H62ZM76 113H78V112H76ZM87 113V112H86ZM163 113H164V115H163ZM191 113H193L192 111H191ZM222 113V112H221ZM226 113V114H227ZM245 113H247V114H245ZM65 114V113H64ZM69 113H67V115H68ZM73 114H75V113H73ZM89 114H90V112H89ZM92 114V115H93ZM140 114V113H139ZM178 114V115H177ZM187 114V115H186ZM229 114H227L226 115V117L227 116H230ZM7 115V116H6ZM52 115V114H51ZM63 115V114H62ZM70 115V114H69ZM68 115V116H69ZM79 115V114H78ZM78 115L76 116V115H74V116H72L73 118L72 119H74V118H76L75 119V121H77V119H78ZM86 115V114H85ZM141 115H143V114H141ZM141 115H140V119H142L141 118ZM169 115V116H168ZM174 115V116H173ZM199 115V113L197 114V116ZM261 115H263V116H261ZM37 116V117H36ZM60 116V115H59ZM167 116H168V118H167ZM196 116V115H195ZM10 117V118H11ZM38 117H41L40 119H38ZM54 118L56 117V116H53ZM53 117H51V119H53ZM65 117V116H64ZM67 117V116H66ZM143 117V118H144ZM174 117V118H173ZM179 117H180V119H179ZM224 117V116H223ZM240 117V118H239ZM2 118H0V120L2 119ZM34 118V119H33ZM165 118H166V120H165ZM182 118V119H181ZM16 119V120H15ZM35 119H37L38 120V123H37V121L35 120ZM65 119V118H64ZM70 119V118H69ZM68 119V121H70ZM104 119L105 120H107L108 118H107V116H105L104 117ZM146 118H144V121L142 120V122L144 123V122H146L147 120H145ZM150 119V118H149ZM151 119V121H153ZM222 119V118H221ZM225 118H223L222 120H224ZM234 119V118H233ZM232 118H230V120H233ZM251 119H255L254 121H252ZM4 120H1V121H4ZM9 120V121H8ZM32 120V121H31ZM34 120V121H33ZM47 120H49L48 121V123L46 124V122H47ZM59 120H62V118L60 119V118H56V121H59ZM67 120V119H66ZM104 120V121H105ZM174 120V121H173ZM192 120V121H191ZM196 120L198 121L197 123H196ZM21 121V122H20ZM36 121V122H35ZM72 121V120H71ZM101 121H103V117H101ZM113 121V120H112ZM153 121V122H154ZM176 121V122H175ZM252 121V122H251ZM256 121H258L257 123H254V122H256ZM41 122V123H40ZM66 122V121H65ZM74 122V121H73ZM78 122L80 123V121L78 120ZM78 122H77V125H79L78 124ZM114 122V121H113ZM148 123L150 122V121H147ZM146 122V123H147ZM168 122H169V124H168ZM170 122H173V123H170ZM228 122H231V121H229V119H228ZM227 121L225 122L224 121V123H228ZM260 122V123H259ZM4 123H5V121H4ZM7 123L9 124L10 123V125H7ZM16 123H14L13 125H17ZM33 123V124H32ZM56 123H59V122H56ZM68 123V122H67ZM75 123V125H73L72 126V128L70 127V125H68V126H64L63 124L64 123H61V125L63 126V127H61V125H60V123L58 124V126L60 125V127L61 128H59L58 127V130H59V132L61 131V135L62 134H65V136H70V141H72V140H74L73 139V136L74 137H76V135H77V132H76V130H74V129H76L75 127H77V128H79V129H81L80 127L81 126H83L84 124L82 123V125L80 124L79 126H76V122H74ZM174 123H176V124H174ZM180 123H183V124H180ZM233 123V122H232ZM252 123V125H250ZM2 123L0 122V126L2 127L1 129H0V132L3 134H5V132L7 133L8 132V129H7V131L6 130H4L5 132H3V131H1L2 129H3V127H4V125H1ZM31 124V125H30ZM40 124H42V125H40ZM69 124V123H68ZM166 124V125H165ZM168 124V125H167ZM230 124V123H229ZM248 124V125H247ZM263 124V123H262ZM40 125V126H39ZM145 125V124H144ZM147 125V124H146ZM150 125H151V123H150ZM225 125V124H224ZM226 125H228V124H226ZM231 125V124H230ZM264 125V124H263ZM263 125H260V127H263ZM85 126V125H84ZM152 126V125H151ZM155 126H157V125H155ZM162 126V127H163ZM250 128H249V127ZM257 126V127H256ZM48 127V128H47ZM113 130H114V127L113 126H110ZM147 127H149V125L147 126ZM146 127V128H147ZM154 127V126H153ZM179 127H181V128H179ZM227 127V126H226ZM11 128V129H10ZM15 129L14 130H17L18 129V127L16 126V127H14ZM36 128H37V130H36ZM41 128H43L44 129V131L41 129ZM47 128V129H46ZM70 128V129H69ZM74 128V129H73ZM141 128V127H140ZM145 128V129H146ZM150 128V127H149ZM148 128V129H149ZM159 127H156V129L154 130L155 132L154 133H156V135L157 134H162L163 133V136H167V133H166V135H164L165 133H164V131H163V129L161 130V129H158ZM241 128V127H240ZM264 128V127H263ZM4 129H6V128H4ZM39 129V130H38ZM46 129V130H45ZM48 129H49V131H48ZM71 129H73V130H71ZM110 129V128H109ZM144 129V130H145ZM148 129H146L147 130V132L149 131ZM151 129L153 130V128L151 127ZM229 129V128H228ZM232 129H230L231 131H232ZM62 130H67L66 132H63ZM151 130V131H152ZM159 130H161V131H163V132H161V131H159ZM173 130V131H172ZM11 131H9V133L11 132ZM33 131V132H32ZM53 131V130H52ZM73 131V132H72ZM78 131V130H77ZM80 131V130H79ZM78 131V132H79ZM86 131V130H85ZM170 131V132H169ZM258 131V130H257ZM54 132V131H53ZM63 132V133H62ZM174 132V133H173ZM195 132V133H196ZM229 132V131H228ZM9 133H7V134H9ZM24 133V132H23ZM79 133H81V132H79ZM78 133V134H79ZM86 133V132H85ZM85 133H83V134H85ZM115 133L116 132H114V135H115ZM151 133V132H150ZM150 133H148L147 135H149ZM153 133V132H152ZM172 133H173V136H172ZM191 135H190V134ZM259 133V134H258ZM262 135H261V134ZM1 134V135H2ZM7 134H5L6 136H7ZM29 134V133H28ZM28 134H26V135H28ZM32 134H29L28 136H29V140H30V137H32L31 135ZM47 134V135H46ZM52 135H53V133H51ZM60 134V133H59ZM74 134V135H73ZM194 134V133H193ZM197 134V133H196ZM200 134H198L199 135V140H201V138H200ZM242 134V135H241ZM243 134L244 135H246L245 137L243 136ZM0 135V136H1ZM5 135H2V137H4ZM42 135H45L44 137H48L49 138V140H50V142L48 141V138L46 139V141H44L45 140V138L42 136ZM54 135H56V134H54ZM73 135V136H72ZM146 135V141H148V136ZM255 135L257 136V137H255ZM77 136H79V135H77ZM81 136H82V134H81ZM81 136H79L80 138L79 139H81ZM83 136H85V135H83ZM89 136V135H88ZM150 136V135H149ZM189 136H191V137H189ZM194 136H195V134H194ZM2 137H0V138H2ZM41 137V138H40ZM63 138H64V135L62 136ZM85 137H87V135L85 136ZM154 137V136H153ZM153 137H151L152 139H154ZM156 137V136H155ZM181 137V138H182ZM202 137V136H201ZM226 137H229V136H227L226 135ZM258 137H259V139H258ZM67 138V137H66ZM87 138H89V137H87ZM113 138V137H112ZM151 138L149 139V141L151 142ZM160 138H162V142H160L159 144L160 145H162L163 143H165V142H163V140H164V138L165 137H161L160 136ZM198 138H196V139H198ZM246 138H248V137H246ZM244 139V141H246L247 139ZM250 138H248V140L250 139ZM4 138H2L1 140H3ZM7 139V141L9 140V139H11L10 137H8V138H6L5 137V140ZM15 139V138H14ZM33 139V138H32ZM31 139V140H32ZM38 139H43V141L41 140V141H39ZM54 139H52V140H54ZM68 139H69V137H68ZM84 139V138H83ZM157 139H159V138H157ZM166 139V138H165ZM230 139V138H229ZM257 139V140H256ZM28 140V139H27ZM29 140L28 141H25V142H27V143H25V144H28L29 143ZM82 140V139H81ZM86 140V139H85ZM88 140L89 139H87L86 141L88 142ZM160 140V139H159ZM181 140H183V139H181ZM181 140H180V142H181ZM185 140V139H184ZM226 140H228V138H226ZM258 140H261V141H258ZM10 141H12V139L10 140ZM10 141H8L9 142V144H12ZM15 141V140H14ZM156 141H158V140H156ZM169 141V142H170ZM187 141H188V139H187ZM202 141V140H201ZM222 141H224V139L222 138ZM241 141V140H240ZM239 141V139L237 140V142H239V144L238 145H242L243 144V142L241 141L240 142ZM4 142V141H3ZM31 142V141H30ZM31 142V143H32ZM150 142H147V143H150ZM170 142V143H171ZM176 142V141H175ZM175 142L173 143L174 144V147L176 148V144H175ZM180 142H178V143H180ZM184 142V141H183ZM247 142V141H246ZM261 142V144H259ZM17 143V142H16ZM31 143H29L30 144V146L32 145ZM49 143V144H48ZM79 143H80V141H79ZM90 143H92V141L90 140V142L89 143H86L88 146L90 145ZM93 143H94V141H93ZM158 143V142H157ZM162 143V144H161ZM170 143H168V144H170ZM177 143V142H176ZM178 143H177V145H178ZM186 144H187V142H185ZM189 143V142H188ZM223 143V142H222ZM241 143V144H240ZM245 143V142H244ZM250 143H248V145L250 144ZM256 143H258V144H256ZM0 144H2V142H0ZM5 144V143H4ZM25 144H24V149H25ZM37 144V143H36ZM85 144V143H84ZM166 144H167V142H166ZM165 144V145H166ZM3 145V144H2ZM20 145V147H21V144H19ZM40 145H43V144H40ZM60 146H61V142H60V144H59ZM58 145V146H59ZM82 145H83V143H82ZM86 145V146H87ZM94 145V144H93ZM172 145V144H171ZM181 145H183L184 146V144H180V145H178L179 147L181 146ZM237 145V146H238ZM245 145H242L243 146V149H244V151L245 150H247V149H245ZM260 147H259V146ZM6 146H8L7 144H6ZM14 146H15V144H14ZM18 146V145H17ZM17 146H16V148L14 147H12L13 148V151L14 152H16L17 150ZM29 146V145H28ZM35 146V145H34ZM34 146H32L33 148H34ZM44 146V145H43ZM60 146L58 147V148H55L56 150H57V153H58V149L60 148ZM95 146V145H94ZM164 146V144L162 145V147ZM169 146V145H168ZM177 146V147H178ZM183 146H181V148H182V150L179 148L178 150H181V151H183V149L185 148H183ZM191 146V145H190ZM192 146H195V144H194V142H193V145ZM241 146V147H242ZM2 147V146H1ZM0 147V148H1ZM23 147H21V150L23 149ZM32 147H29L30 149V151H27L26 149H25V154L28 152H31V150L33 149ZM36 147V146H35ZM57 147V146H56ZM171 147V146H170ZM170 147H169V149H170ZM196 147V146H195ZM258 147H259V151H258V153L256 154L255 152H257V151H255V149H258ZM262 147V150L260 149ZM3 148V147H2ZM8 148H9V146H8ZM32 148V149H31ZM39 148H42V147H39ZM44 148L45 149H47V150H49L48 149V146L47 147H45L44 146ZM44 148H42L41 150L43 151V149ZM163 148H165V147H163ZM172 148V147H171ZM193 148V150L189 147L188 148V144H187V150L186 151H188V152H186L185 151V149H184V151L183 152H186V154L185 155H187V156H189V154H190V150L191 151H194L195 149H194V147H192ZM216 148V147H215ZM18 149H20L19 147H18ZM44 149V151H43V153L41 154V157H43V155H44V157H43V159H42V161H43V163H49V161L52 159V162H55V159H57V158H59V155L57 154V153H54L53 151H54V149H52L51 151L49 150V152H51V154L52 153H54V154H56V156L54 155V156H52L51 157V159H49L48 158V156L49 155H46V154H48V152H46V154H45V151H47V150H45ZM169 149H162L163 151H165V152H167V150H169ZM242 149V148H241ZM254 149V150H253ZM1 150V149H0ZM3 150H4V148H3ZM6 150V149H5ZM7 150H9V149H7ZM41 150H39L38 149V151H40L41 152ZM56 150H55V152H56ZM60 150V152H61V148L59 149ZM92 150V149H91ZM171 150H174L175 151V149L173 148V149H171ZM219 150V149H218ZM10 152L12 151V149L11 150H9ZM12 151V152H13ZM23 151V150H22ZM33 151V150H32ZM196 151H197V149H196ZM195 151V153H197ZM242 151V150H241ZM263 151V152H262ZM1 152V151H0ZM4 152H6V151H4ZM21 151H17V153H19V155L21 154L20 153ZM169 152H170V150H169ZM168 152V153H169ZM200 152V151H199ZM213 152H216L215 151V149H214V151ZM259 152H261L262 153V155H261V153H259ZM2 153V152H1ZM8 155H9V153L8 152H6ZM6 153H4V154H6ZM23 154H24V152H22ZM28 153L26 154V155H28ZM32 153V152H31ZM188 153V154H187ZM194 153V154H195ZM244 153V152H243ZM3 154V155H4ZM6 154V155H7ZM13 154V153H12ZM12 154H10V155H12ZM50 154V153H49ZM170 154V153H169ZM215 154V153H214ZM6 155H4V158H6ZM18 155V154H17ZM17 155H15L16 156V158H18L19 156H17ZM32 155V154H31ZM30 155V156H31ZM38 156H39V152H38V154H37ZM61 155V154H60ZM198 155V154H197ZM217 155V154H216ZM215 155V156H216ZM254 155V156H253ZM255 155H257L256 156V158H255ZM1 156V155H0ZM22 156H24V155H22ZM21 156V157H22ZM51 156V155H50ZM101 156V155H100ZM171 156H174L173 154H171ZM196 156V155H195ZM202 156V155H201ZM241 156H242V154H241ZM3 157V156H2ZM13 157V156H12ZM12 157H7L6 158V160H9L8 158H11L10 159V163H9V165L11 164L12 165V167H10V166H8L6 163V160L5 159H3L2 160V158H1V160L4 162V164H6L7 166V168L9 167V169H7L6 170V167H5V165L2 163V161H1V165L3 166L2 168H3V172H5L4 170H6V174L8 173H10V170H11V168H13L14 167V165H15V163L14 162H16V160H12L13 158ZM21 157H19V158H21ZM32 157H34V156H32ZM32 157H29L28 156V158L29 159H33ZM46 157V158H45ZM189 157H191V159H192V157L193 158H195L194 156H193V154L191 153L190 154V156ZM199 157V156H198ZM254 157V158H253ZM16 158H14V159H16ZM27 157H22V160L24 159H26ZM46 160H45V159ZM53 158H55L54 160H53ZM200 158V157H199ZM202 158H204L203 156H202ZM29 159H27L26 161L28 162V164L30 165V160ZM34 159H35V157H34ZM195 159H197L195 162H197V161H201V163L202 164H200L199 162H197L196 163V165L198 164H200L199 166H202V165H204V166H202V167H205V164H206V162H205V160L204 161H202L203 159H201L200 158V160H198V158H197V156H196V158ZM229 159V158H228ZM12 160V161H11ZM21 160V159H20ZM21 160V161H22ZM23 160V161H24ZM49 160V161H48ZM193 160V159H192ZM222 160H223V158H222ZM222 160H220V161H222ZM14 161V162H13ZM19 161V160H18ZM17 161V162H18ZM20 161V162H21ZM41 161V162H42ZM227 161V160H226ZM6 162V163H5ZM11 162H13L14 164H12ZM20 162H18V164L20 163ZM41 162H38L39 164L41 163ZM52 162H50V163H52ZM194 162V161H193ZM230 162V161H229ZM246 162V163H245ZM32 163V162H31ZM43 163H41V164H43ZM56 164H57V162H55ZM205 163V164H204ZM236 163V162H235ZM234 163V164H235ZM17 164V165H18ZM35 164V163H34ZM38 164V165H39ZM53 165H54V163H52ZM55 164V165H56ZM223 164H226V162L225 163H223ZM232 164V165H231ZM0 165V166H1ZM29 165H27V164H23V167L25 166H29ZM33 164H31V166H32ZM54 165V166H55ZM244 165V166H243ZM16 166V165H15ZM222 166V165H221ZM243 166V167H242ZM17 167V166H16ZM19 167V166H18ZM33 167H34V165H33ZM37 167V166H36ZM201 167V170L203 169ZM15 168V167H14ZM14 168L12 169V171H11V181H12V172L14 173ZM20 168H21V166L19 167V169H18V171H20ZM0 171H2V169L0 168ZM8 171V172H7ZM15 171H16V168H15ZM18 171H16L15 172V175H16V173H19ZM227 170L225 169V172H226ZM3 172H1V174H0V176L2 175V174H4ZM25 173H26V171H24ZM263 173V174H262ZM7 174V175H8ZM21 174H22V172H21ZM20 174V175H21ZM215 174H217V173H215L214 172V176H215ZM227 173H225V175H226ZM14 175V176H15ZM23 175V174H22ZM124 175H125V173H124ZM9 177H10V175H8ZM17 176V175H16ZM16 176H15V179H16ZM18 176H19V174H18ZM218 176V175H217ZM227 176V175H226ZM261 176H263V177H261ZM4 177V180L6 179V181H4L5 183L7 182V180L8 181H10V179H7V178H5L6 176H3ZM3 177H2V179H3ZM8 177V178H9ZM23 177V176H22ZM219 177V176H218ZM218 177H216V178H218ZM223 177H224V175H223ZM223 177H221L222 179H223ZM260 179H259V178ZM20 178H21V176H20ZM221 178H219V179H217L216 181L217 182H215L214 181V184H212V185H210V188H209V192H208V194H212L211 196H213V193H215V191L216 190H221V188L219 187L221 184H222V181H224V180H221ZM260 180V181H257L258 179ZM1 179V178H0ZM15 179H13V181H12V183L14 184V180ZM61 179V180H60ZM59 179V181H60V185H61V187H60V185H58L57 183H59V182H55V185L57 184V186H59V190H61V192L63 193L64 191V185H65V188L67 189V188H70L69 186L72 184L73 185V183H71V182H75L76 180L74 179H72L70 182L68 181V180H65V181H63L64 180V178H60ZM63 179V180H62ZM246 179V180H245ZM247 179L249 180H251L252 182H251V184H252V186L250 187V182H249V186L247 187L245 184H244V182L245 181H247ZM257 179V180H256ZM18 180H20L19 178H18ZM193 180L194 181H196L194 178H193ZM227 180V181H228ZM21 181V180H20ZM57 181H58V179H57ZM62 181H63V183H62ZM225 182V183H228V182ZM1 182H2V180H1ZM0 182V183H1ZM16 182L18 183V184H20L19 183V181H17L16 180ZM70 184H69V183ZM197 182V184H198V181H196ZM257 182V183H256ZM259 182H260V184H259ZM9 183V182H8ZM8 183H6V184H2V185H4V186H6L8 189L10 188L9 186H10V184L9 185H7ZM11 183V182H10ZM65 183V184H64ZM255 183H256V185H255ZM1 184H0V188H6V187H1ZM13 184H11V188H13V186H14V188H17L18 186H16L15 187V184L13 185ZM64 184V185H63ZM68 185V187H67V185ZM13 185V186H12ZM222 185H224V184H222ZM254 185V186H253ZM76 187L78 186V185H75ZM246 186V188L244 189V188H242V187H245ZM260 186V188L262 187V191L260 192V191H258V193L256 192V190L254 191L253 189H254V187H256L255 189H257V187H259ZM253 187V188H252ZM6 188V190H8ZM61 188V189H60ZM74 186H71V190L70 189H68V190H70V191H72V189H73V191H74ZM259 188V189H260ZM1 189V190H2ZM77 189H78V191H79V188L77 187ZM258 189V190H259ZM4 190V189H3ZM251 190H253V194H251V195H253V197L255 196L254 195V192H255V194H257V196H255V197H257L256 199H257V201L255 200V198L254 199H251L250 198V192H251ZM69 191V192H70ZM77 191V192H78ZM81 192H82V190H80ZM75 192H76V190H75ZM74 192V193H75ZM80 193V192H79ZM70 194H72L73 195V192L71 193L70 192ZM260 196H259V195ZM71 195V196H72ZM245 196V195H244ZM263 196V198H264V195H262ZM6 197V196H5ZM252 197V196H251ZM252 197V198H253ZM260 202H259V201ZM246 201V202H247ZM13 202V201H12ZM236 201L234 200V203H235ZM257 202H259V204H260V207H259V204L257 203ZM17 204V203H16ZM239 204V203H238ZM250 203H248L247 205H249ZM258 204V205H257ZM250 206V205H249ZM257 207V208H256ZM263 207V208H262ZM258 208H260V210L258 209ZM216 210L217 209V207H214L213 208V210ZM261 209H262V211H261ZM253 210V211H252ZM219 211V210H218ZM260 211H261V213H260ZM217 212V213H216ZM242 212V211H241ZM244 213H245V211H244ZM234 214V213H233ZM223 215V216H224ZM236 215V214H235ZM235 215H233V218L235 219ZM246 215V214H245ZM230 216V215H229ZM237 217L239 216V215H236ZM230 218V217H229ZM243 218V219H242ZM242 220L243 221H245V223L247 222V220L249 221V223L251 222L250 221V217L248 218V216L246 215V216H242ZM239 219H240V217H239ZM240 219V220H241ZM244 219H246V220H244ZM230 220H231V218H230ZM233 220V219H232ZM228 221V220H227ZM236 221H237V219H236ZM259 221V222H258ZM224 222H225V224H227V225H225L224 224ZM234 222H235V220H234ZM240 222V221H239ZM242 222V221H241ZM244 223V222H243ZM249 223H247V224H249ZM233 224V228H236V226H235V224H236V222H235V224L234 223H232ZM241 224V223H240ZM237 225V224H236ZM244 225V224H243ZM226 226L228 227V231H230L229 233H227L228 231L226 230ZM238 227H240V226H238ZM237 227V228H238ZM250 227V226H249ZM242 228L244 229H246V227H245V225L244 226H242ZM255 228V229H254ZM236 230H238V229H236ZM255 230V231H254ZM225 231H227V232H225ZM234 232V233H233ZM236 235V236H235ZM219 237V238H220ZM250 237H248L247 236V238L249 239ZM240 238H241V240H240ZM221 239V238H220ZM228 239H229V237H228ZM252 239H254V240H252ZM255 239H257L259 242L258 243H256V241H255ZM238 240V241H237ZM239 240H240V242H239ZM250 240V239H249ZM248 240V241H249ZM230 242V244H231V247L234 245V247H235V253H237V254H235L234 253V251H233V253H234V255H233V253H231L232 252V250H233V248H231L230 246H229V244H227L228 242ZM242 241V242H241ZM239 242V243H238ZM236 243V244H235ZM241 243H243V244H241ZM238 245V246H237ZM242 246H243V248H242ZM258 246H259V248H260V250H261V256H260V254H259V251L257 252V250H258ZM227 247H230V248H227ZM246 247H248L249 248V250H247L248 248H246ZM246 248V249H245ZM255 248H257V249H255ZM232 249V250H231ZM244 250H247V251H245V252H247V253H250L251 252V256H249L248 257V255L246 256V254L244 253ZM239 251V252H238ZM243 253H242V252ZM243 254V256H242V254ZM255 252V254H253L254 255V260H252V253H254ZM231 253V254H230ZM229 254L230 255H233L232 257H230L229 256ZM237 255V256H236ZM241 257H243V258H241ZM248 257V258H247ZM234 258H233V260H234ZM263 258V257H262ZM237 259H238V261H237ZM243 259H245V261L243 260ZM262 260H264V259H262ZM230 261V260H229ZM232 261V260H231ZM230 261V262H231ZM259 261V260H258ZM233 262H235V261H233ZM235 262V263H236ZM260 262H262L263 263V261H260ZM232 263V262H231ZM239 263V264H240ZM261 263V264H262ZM215 264V263H214ZM260 264V263H259Z\"/></svg>",
	"mask_w": 264,
	"mask_h": 264
}]
</instances>
